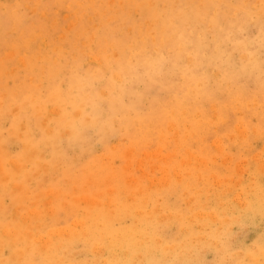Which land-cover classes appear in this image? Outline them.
<instances>
[{"label":"rangeland","instance_id":"obj_1","mask_svg":"<svg viewBox=\"0 0 264 264\" xmlns=\"http://www.w3.org/2000/svg\"><path fill=\"white\" fill-rule=\"evenodd\" d=\"M28 1L29 0H0V4L2 5L0 6V27H1L0 28L1 29L0 30V85L2 87L0 89V96H1L0 97V111H1L0 112V119H1L0 120V229L3 230L2 232L0 230V237H1L0 246L3 245L0 248V252H1L0 264H10V263L11 264H19V263L20 264H24V263L25 264H31V263L32 264H38V263L39 264H88L89 262H90L89 264H99L100 261L102 264L104 263L148 264L149 262L151 264H156V263L175 264L176 262H177L176 264H184V262L186 264H237V263L241 264L242 262H243L242 264H246V263L258 264V262L259 264H264V247H263L264 246V212H262L264 211L263 210L264 209V203H263L264 202V193H263L264 191V187H263L264 186L263 184L264 183V151H263L264 150V139H263L264 138L263 137L264 136L263 133L264 132V0H176V1L175 0H120V4L123 3L122 5H119V0H113V1L112 0L111 1L110 0H30L29 2ZM149 4H151L152 6H150ZM35 6H36V10L34 9ZM136 7H139V9H137ZM112 8L113 11L111 10ZM33 9L36 12L32 13V11H30ZM15 11H18L19 13ZM115 12L117 13L115 14ZM14 13L15 14L17 13V15H15ZM129 13H131V16ZM64 14H66L67 16L65 17ZM81 16L82 19H80ZM70 21H72L76 25L74 24L71 25ZM146 22L148 23V25ZM151 22L153 25L151 24ZM39 25L41 26V29ZM14 26L15 29L17 28L16 30H14ZM69 27L70 28L73 27V28H71L69 31L68 29ZM134 28L135 30H133ZM140 29L143 32H141ZM130 31L131 32L134 31V32L131 33ZM41 33L42 35H40ZM147 33L150 34L153 33L151 34L153 38L150 36V34ZM60 34L64 36H61ZM113 34H115L116 36ZM129 34L130 36H128ZM92 36L94 39L92 38ZM59 37L62 39L58 40ZM146 38H148V40ZM138 39L140 42L137 41ZM141 39L145 41H142ZM42 40H44L45 42L43 41L42 43ZM31 42H32V46H30ZM129 44L131 45L128 46ZM142 46L144 47L142 48ZM124 48L125 50H123ZM140 49L142 50L139 51ZM143 50L144 51L147 50L146 52L148 53L144 52ZM8 51L9 52L11 51L12 53L13 52L15 53L17 51L16 54L14 53L12 54L10 52L11 57L12 58L15 57L13 60L11 59L10 56H7L6 53H8ZM82 52L85 53L83 54ZM113 52L115 53V56ZM241 54H243V56ZM5 55L8 57L7 59H5L6 58ZM39 55L40 58H38ZM31 56L33 60L31 59ZM243 57H245L246 60ZM1 58L3 59V61ZM22 58L24 59L22 60ZM129 59L130 60L132 59L131 65H129L131 63ZM188 61H190V63ZM21 62L24 63L25 65L22 64ZM99 62L100 64H98ZM73 66L75 69L73 68L72 71ZM13 67L15 68V70L13 69ZM17 68L19 69L18 71ZM77 69L80 72H78ZM67 71H69L70 74ZM96 72H99V74L97 75ZM113 74L115 76H113ZM119 77L121 78V80L119 79ZM30 82L32 83L31 85ZM24 83L26 85H24ZM17 85L20 87V89H18L19 87H17ZM74 86H76V88ZM84 87H86V89ZM73 88L76 90H74ZM3 91L5 94L7 93L8 94L7 95L3 94ZM104 92H106V94H104ZM53 96H55V98ZM104 96L106 100L104 99ZM107 96L110 101L107 100ZM113 100H115V102ZM248 102L250 103V105H248L249 104ZM82 105L84 107H82ZM15 107L16 110H13L15 109ZM57 110H59L58 112L60 113V115L58 114ZM13 111L15 113H13ZM171 112H173V115H171L172 114ZM75 113L76 115L78 114V116H74ZM30 116H32V118ZM47 116H49V119L51 120H49ZM30 123H32L33 125ZM149 123L151 125H149ZM20 124L22 126H20ZM170 124L173 125L171 127H168L170 126ZM47 125H49L50 127L49 126L47 127ZM104 125L106 127V130ZM174 126L176 127L175 131H174L175 128ZM241 126L243 128H241ZM21 127L24 129H22ZM50 128L51 130L49 131ZM120 128H122V130ZM169 128L170 130H168ZM171 129L173 131H171ZM245 131L248 133H245ZM82 132L84 134H81ZM237 132L238 134H236ZM191 134L193 136H191ZM185 135H187L186 138ZM244 135L247 136L245 137ZM215 137H218V139L214 140ZM124 139L126 142L124 141ZM212 139H213L212 141L213 143L211 142ZM160 140L165 141L166 143ZM175 142H177L178 144ZM119 143H121V145ZM147 143H149V145ZM195 144L197 146H195ZM228 144L231 145L228 146ZM176 145L179 146L177 147ZM27 147L30 148L28 149ZM128 147L131 149L133 148V150H135L137 154L135 153L136 154L135 155L134 151L130 150ZM179 147H181V150H179L180 149ZM126 148L128 149V151H126L127 150ZM156 148H160V149H156ZM236 148L238 149L236 150ZM34 149L36 151V154L33 153ZM116 149L119 151L117 152ZM143 150L145 152L147 150L148 155H146L147 153H144ZM122 151H125L124 152V156L126 155L125 157L122 156L123 154ZM150 152H151V156L153 155L154 157L153 156L150 157ZM165 152H167V154ZM8 153L10 157L8 156ZM118 153L119 155H121V157L118 155ZM159 154L164 158L162 159ZM102 155L104 156L102 157ZM114 155L115 157H113ZM143 155H144V160H143ZM167 156H168V160H167ZM100 157H102V159ZM237 157L241 159H236ZM133 158L134 160L132 161ZM151 158L152 159L154 158V160H152ZM188 158L190 159L188 160ZM197 158L198 159L201 158V160H198ZM157 159L159 160L158 162ZM183 159H184L183 162L184 164L188 162L187 164H185L187 167H185V165L182 163ZM185 159L188 161H186ZM212 160H214V162ZM260 160H262V162H260ZM150 161L151 163H148ZM190 161H194V162L189 163ZM14 162H16L18 165L16 163L14 165ZM126 162L127 163L129 162L128 163L129 165H127ZM131 162L132 164H130ZM143 163L145 164L143 165ZM235 163L236 164L241 163V164L239 165L237 164L236 167ZM188 165L190 167H188ZM241 165L242 166L246 165V166L244 168ZM123 166H126V168ZM134 166L138 168L140 167L141 169L140 168L138 169ZM197 166H199L200 169ZM239 166L242 168H240ZM107 167L109 168L107 169ZM162 167H166L168 171L166 170V168L164 169ZM44 168L46 169L45 171ZM216 168L218 169V171H216L217 170ZM131 169H133L134 171L132 172ZM184 169L186 170V173H184L185 172ZM203 169L205 172L203 171ZM113 170L115 175L113 173ZM153 170L156 172H154ZM254 170L257 172L254 173ZM178 171H180L181 173H179ZM261 171L263 172V175H261L262 174ZM166 172L170 174H167ZM94 173L96 175H99L98 176L99 178L95 176ZM26 174H28V176ZM81 174L83 175L80 176ZM108 174L110 175V178L108 177L109 176ZM7 175L9 178L5 177ZM130 175H132L133 177ZM153 175L156 177L158 176V178H155ZM1 176H3L4 178H2ZM34 176L36 179L33 178ZM89 176H91L92 178L90 177L89 181L90 180L91 181L87 182L88 181L87 177ZM127 176L130 177L128 178ZM206 176H208L207 177L208 179H206ZM152 177L154 180L152 179ZM16 178L19 180H17ZM115 178L117 180H115ZM257 178L259 180H257ZM47 179L49 180L47 181ZM66 179L68 181L69 180L72 181L73 183L70 181L67 183V181H64ZM78 179L80 180L78 181L79 184L77 183ZM124 179L125 180L129 179V180L124 182ZM138 179L140 180V182ZM93 180L98 182L95 183V181ZM133 181H135V183L137 182L136 184H138L139 186L138 185L136 186V184H134ZM155 181H157V183ZM10 182L13 185H11ZM168 182H170L169 185H167ZM206 182H208V186ZM98 183H100V185ZM93 185H95V187ZM131 185L133 186V188L131 187ZM12 186L13 187L15 186V188H11ZM88 186L91 187L89 188ZM163 186L165 187L166 191L164 190ZM181 186H183L184 188ZM199 186L201 187V189ZM110 187L112 188L110 189ZM128 187H130L131 189ZM152 187L154 188L152 189ZM156 187L159 190L155 189ZM123 188H125L126 190ZM188 188L190 189L189 191ZM47 190L50 191L47 192ZM105 190L106 192H104ZM194 190H195V194H193ZM87 191L90 192L84 193ZM56 192L59 194V196L62 197H59L58 194H56ZM100 192L103 193L101 194ZM41 193H43L42 197L44 195L43 198L39 196V194L41 195ZM61 193L65 195H61ZM95 193L96 194L99 193V194L97 196H93L96 195ZM109 193H111V199H109L110 198ZM118 193H120V195ZM146 193L148 194L147 196L148 199H145L144 197L146 196ZM52 194L53 195L56 194L55 196L57 197H54ZM68 194H70L71 196ZM138 194L141 197H139ZM201 194L203 195L202 197ZM246 194L247 195L249 194L250 196L249 195L247 196ZM114 195L117 196L114 197ZM243 195L245 196L243 197ZM63 196H66V198H64ZM112 196L114 199L112 198ZM118 196L120 199H118ZM152 196L154 197L152 198ZM191 196L192 199L190 198ZM220 196H222V198H224L223 201L226 202L223 203L222 198ZM257 196L259 197V200L258 198H256ZM57 198H59V200ZM80 198L81 200L83 198L85 199L84 203L86 206H83L84 199L81 201ZM143 198L146 200V203L142 202L144 200ZM150 198L153 201L149 200ZM26 199H28L27 200L28 202L26 201ZM72 199L73 201H75L73 202V204H72ZM77 199H79L80 202L77 201ZM218 199L219 201H217ZM37 200H38L37 202L38 204L35 203ZM50 200L52 202L48 204V201L50 202ZM125 200H127L130 203L126 202ZM138 200H140L142 203ZM239 200L240 202H238ZM91 201L92 204L90 203ZM97 201L98 203L101 204L100 206L101 208H99L98 203H97L98 207H96ZM111 201H113V204L115 205L111 204L112 203ZM103 202L104 204H102ZM44 203L46 206L47 204L49 205L47 206V209H45L46 206H44ZM108 203H110V205H108ZM123 203L124 205H122ZM41 204L43 205V207ZM94 204H96V206ZM118 204L120 206H117ZM126 204L129 206H126ZM189 204L192 206H190ZM157 205L158 207L160 206V208H158ZM187 205L189 206V208H187L188 207ZM69 206L71 209L69 208ZM254 206H256V208H253ZM19 207H20L19 211L17 210L16 212L15 209H18ZM95 207L97 209H94ZM38 208L41 210H39ZM89 208L90 209L93 208V209L89 210ZM103 208L105 211H102ZM157 208L160 210H158ZM193 208L194 210H192ZM225 208L227 211L225 210ZM245 208H247L246 211ZM252 208H253V212L251 210ZM28 209L29 211L30 210L31 211L29 212ZM75 209L76 210L79 209V210H77L76 212ZM203 209L206 210L207 212L204 211ZM241 209L243 210V212ZM66 210L67 211L69 210L70 215L68 212L67 213L65 212ZM141 210L142 211L146 210V211L143 212L142 214V212H140ZM149 210H151L154 213L152 212L150 213ZM98 211L100 212L98 213ZM127 211H129L130 213ZM173 211L175 212L173 213ZM195 211L197 215L195 214ZM198 211L200 212L198 213ZM34 212L36 215H34ZM51 212L52 214L50 216ZM112 212H115V214H113ZM167 212L169 213L170 216L166 214ZM241 212L243 214V215L241 214L242 216L240 215ZM249 212H252L253 214ZM257 212L259 213V215ZM17 213L19 214V216ZM25 213L27 215L32 216L34 220L33 219L30 220L31 218L30 216L26 217ZM37 213L39 214V216L37 215ZM71 213L75 217H73ZM124 213L126 214L128 213L129 215L128 214L127 215L129 217H127L126 215L123 216ZM201 213H203V215L205 213V215L204 216L202 215L203 217L200 218ZM218 213L220 214V216ZM20 214H24L25 216L24 215L21 216ZM32 214L37 218H35ZM42 214L44 215L42 216ZM90 214H92L91 217ZM132 214H134L135 216ZM193 214L195 216H193ZM233 214L235 215L233 216ZM93 215H95L96 217ZM211 215L213 216L211 217ZM47 216L48 218L50 217H54V218H50L48 220ZM85 216H88L89 219ZM99 216H101V218ZM149 216L152 217L148 218ZM187 216L193 218L195 221L191 218L189 219ZM225 216L226 218L228 216L229 221L225 218ZM92 217L95 218L93 221H92ZM237 217H238V221H237ZM119 218H120V222H119ZM155 218L158 219V223H156L157 219ZM82 219H84V222H82L83 221ZM207 219L209 220L212 219V220L209 221ZM242 219H244V221ZM76 220H78L80 224ZM26 221H27V226H26ZM182 221H184V223ZM129 222L131 223L130 225L128 224ZM134 222L136 223L133 224ZM178 222H180L182 225L184 224L183 226H181L184 228V231L183 229H180L181 224ZM189 222H191V224ZM18 223L20 224V227ZM42 223H44L43 226ZM85 223L87 226H84ZM212 223H215L217 226ZM218 223L221 227L218 225ZM16 224H18V226H16ZM52 224L54 225V227H51L53 226ZM158 224L162 226H159ZM196 224H198L197 227ZM34 225L35 227H33ZM47 225L48 226L51 225V226L48 227ZM67 225H69V227ZM94 225L95 226L100 225V227L99 226L95 227ZM152 225L156 227L153 228ZM165 225H167L168 227ZM199 225L201 227H199ZM130 226H132L133 228ZM205 226L209 228L210 231L207 228H205ZM8 227L10 228L8 229ZM21 227L23 229L24 227L25 229L26 228L28 229L30 228V229L26 230L25 232V230L23 231ZM41 227L44 228L42 229ZM94 227L96 228V230ZM126 227H128L129 229H127ZM171 227L172 228L174 227V229H172ZM228 227L229 229L231 227V229L229 230ZM73 228L75 229L77 228V231ZM87 228L89 229V231H86ZM198 228L199 229L202 228V229L199 230ZM60 229L61 231L59 232ZM121 229L123 232L121 231ZM156 229H159L158 232ZM11 230L12 232H10ZM129 230H132V232ZM146 230L147 232H145ZM179 230L180 232H178ZM52 231L55 232L52 233ZM83 231H85L84 234ZM126 231L127 233H125ZM134 231H136V234L134 233ZM159 231L162 232V234H160ZM170 231H172V233ZM13 232L14 233L16 232L19 240L17 238V235L13 234ZM94 232L97 233L95 234ZM128 232L131 233L129 234ZM4 233L5 236L7 233L8 237H4ZM111 233H113V235L115 233L114 238L116 241L113 239L112 237L113 235ZM43 234L46 236H44ZM139 234L143 235L144 237L139 236ZM198 234L199 235L202 234L203 236L205 235L204 236L205 239L203 238L202 235H201L202 237L199 236V238L195 239L196 236L198 237ZM40 235L42 236L39 237ZM49 235H51V237ZM96 235L98 237H96ZM215 235L217 236L214 237ZM30 236L35 240V242H32L34 240L30 238ZM153 236L154 237L156 236L158 238L156 237L154 238ZM25 237L27 238V242L25 240L26 239ZM166 237L168 238L166 239ZM6 238H10V239H6ZM47 238L49 239V243ZM56 238L60 242L57 241ZM147 238L149 241L146 240ZM186 238L189 240H187ZM64 239L66 240L65 242ZM72 239L73 240L77 239V240L73 241ZM79 240H81V242ZM107 240H111V241H107ZM191 240L193 241L192 243ZM214 240H216L215 243L217 244L213 243ZM113 241L114 243L117 244H114ZM201 241H203L204 244L203 242L201 243ZM197 242L200 243L197 244ZM33 243L36 245H34ZM37 243L38 244L40 243L41 246H43L44 244L43 247L45 246L48 247L47 248L42 247L41 249L40 245H37ZM118 243L122 246H120ZM136 243L139 244L136 245ZM57 245L60 247V249L58 248ZM207 245H208V249H207ZM52 246H54V248ZM125 246L127 248H125ZM149 246L150 247L152 246L154 250L152 247L150 249ZM135 247L136 249H134ZM201 248L202 250L199 251V249ZM211 248H213L215 251ZM252 248L255 249L252 250ZM55 249L58 251L56 252ZM102 249L104 251H102ZM20 251H22L23 254ZM101 251L103 253H101ZM19 252L21 256L17 255ZM25 252H27V255ZM54 252L56 254H54ZM116 252H118L119 254ZM200 252H202L201 253L202 255L200 254ZM204 252L206 253V255ZM12 253L15 254L14 257ZM51 253L54 254L55 257H52ZM34 254H36V256ZM150 255H154V256H150ZM161 255L165 260L162 259ZM16 256H18V258ZM105 256L106 257L108 256L107 259ZM175 256H177L178 259ZM181 257L182 260H180ZM259 257L261 258L259 259ZM55 258H57L58 261L57 260L55 261ZM100 258L104 260L102 261ZM59 259L61 263H59L60 262ZM95 259L96 260L98 259V262ZM247 259L249 260V262ZM256 259L258 260L256 261ZM158 261L160 263H158Z\"/></svg>","mask_w":264,"mask_h":264},{"label":"bare ground","instance_id":"obj_2","mask_svg":"<svg viewBox=\"0 0 264 264\" xmlns=\"http://www.w3.org/2000/svg\"><path fill=\"white\" fill-rule=\"evenodd\" d=\"M29 1H30V0H29ZM29 1H28V2H29ZM110 1H111V0H110ZM112 1H113V0H112ZM175 1H176V0H175ZM175 1H174V2H175ZM2 2H3V1H2ZM33 2H34V1H33ZM36 2H38V1H36ZM115 2H116V1H115ZM143 2H144V1H143ZM143 2H142V3H143ZM177 2H179V1H177ZM177 2H176V3H177ZM256 2H257V1H256ZM262 2H263V1H262ZM112 3H113V2H112ZM112 3H111V4H112ZM137 3H138V2H137ZM142 3H141V4H142ZM164 3H165V2H164ZM258 3H259V2H258ZM258 3H257V4H258ZM79 4H81V3H79ZM122 4H123V3L120 4V0H119V5H122ZM139 4H140V3H139ZM177 4H178V3H177ZM201 4H202V3H201ZM71 5H72V4H71ZM108 5H110V4H108ZM124 5H125V3H124ZM149 5L152 6L151 4H149ZM260 5H261V4H260ZM0 6H2V5L0 4ZM12 6H13V5H12ZM142 6H143V5H142ZM150 6H149V7H150ZM162 6H163V5H162ZM180 6H181V5H180ZM201 6H202V5H201ZM252 6H253V5H252ZM261 6H262V5H261ZM164 7H165V6H164ZM172 7H173V6H172ZM172 7H171V8H172ZM175 7H176V6H175ZM256 7H257V6H256ZM2 8H3V7H2ZM37 8H38V7H37ZM114 8H115V6H114ZM136 8L139 9V7H136ZM141 8H142V7H141ZM209 8H210V7H209ZM259 8H260V6H259ZM30 9H31V8H30ZM34 9L36 10V6H35ZM34 9H33V10H30V11H32V13H33V12H36V11H34ZM121 9H122V8H121ZM125 9H126V8H125ZM145 9H146V8H145ZM148 9H149V8H148ZM256 9H257V8H256ZM256 9H255V10H256ZM111 10L113 11V8H112ZM115 10H117V9H115ZM115 10H114V11H115ZM143 10H144V9H143ZM185 10H186V9H185ZM57 11H58V10H57ZM57 11H56V12H57ZM128 11H129V10H128ZM132 11H133V10H132ZM258 11H259V9H258ZM15 12H18V11H15ZM104 12H105V11H104ZM117 12H118V11H117ZM117 12H115V14H116ZM123 12H124V11H123ZM125 12H126V10H125ZM165 12H166V11H165ZM256 12H257V11H256ZM18 13H19V12H18ZM32 13H30V14H32ZM132 13H133V12H132ZM186 13H187V12H186ZM12 14H13V11H12ZM14 14H15V13H14ZM30 14H28V15H30ZM38 14H39V13H38ZM44 14H45V13H44ZM98 14H99V13H98ZM106 14H107V12H106ZM129 14H130V16H131V13H129ZM170 14H171V13H170ZM172 14H173V13H172ZM176 14H177V13H176ZM260 14H262V13H260ZM15 15H17V13H16ZM15 15H14V16H15ZM64 15H65V17L67 16L66 14H64ZM68 15H69V14H68ZM95 15H96V14H95ZM95 15H94V16H95ZM19 16H20V15H19ZM21 16H22V15H21ZM39 16H40V15H39ZM101 16H102V15H101ZM115 16H116V15H115ZM115 16H114V17H115ZM141 16H142V15H141ZM233 16H235V15H233ZM68 17H69V16H68ZM68 17H67V18H68ZM111 17H112V16H111ZM117 17H118V16H117ZM139 17H140V16H139ZM15 18H16V17H15ZM42 18H43V16H42ZM63 18H64V17H63ZM76 18H77V17H76ZM120 18H121V17H120ZM233 18H234V17H233ZM233 18H231V19H233ZM26 19H27V18H26ZM80 19H82V16H81ZM140 19H141V18H140ZM231 19H230V20H231ZM19 20H20V18H19ZM28 20H29V19H28ZM115 20H116V19H115ZM119 20H120V19H119ZM119 20H118V21H119ZM157 20H158V19H157ZM203 20H204V19H203ZM259 20H260V19H259ZM21 21H22V19H21ZM56 21H57V20H56ZM111 21H112V20H111ZM153 21H154V20H153ZM177 21H178V20H177ZM70 22H71V25L74 24L72 21H70ZM109 22H110V21H109ZM129 22H130V21H129ZM57 23H58V22H57ZM146 23H147V22H146ZM167 23H168V22H167ZM175 23H176V22H175ZM254 23H255V22H254ZM105 24H106V23H105ZM125 24H126V23H125ZM151 24H152V22H151ZM154 24H155V23H154ZM217 24H218V23H217ZM243 24H244V23H243ZM257 24H258V23H257ZM31 25H32V24H31ZM40 25H41V24H40ZM40 25H39V26H40ZM74 25H76V24H74ZM95 25H96V24H95ZM102 25H103V24H102ZM106 25H107V24H106ZM126 25H127V24H126ZM147 25H148V23H147ZM149 25H150V24H149ZM152 25H153V24H152ZM158 25H159V23H158ZM99 26H100V25H99ZM124 26H125V25H124ZM127 26H128V25H127ZM154 26H155V25H154ZM36 27H37V26H36ZM36 27H35V28H36ZM53 27H54V26H53ZM73 27H74V26H73ZM73 27H71V28H73ZM93 27H94V26H93ZM102 27H103V26H102ZM109 27H110V26H109ZM122 27H123V26H122ZM133 27H135V26H133ZM149 27H150V26H149ZM149 27H148V28H149ZM200 27H201V26H200ZM242 27H243V26H242ZM0 28H1V27H0ZM71 28H70V27L68 28L69 31H70ZM114 28H115V27H114ZM119 28H120V27H119ZM119 28H118V29H119ZM123 28H124V27H123ZM151 28H152V27H151ZM16 29H17V28H16ZM16 29H15V26H14V30H16ZM36 29H37V28H36ZM40 29H41V26H40ZM40 29H39V30H40ZM64 29H65V28H64ZM124 29H125V28H124ZM162 29H163V28H162ZM176 29H177V28H176ZM0 30H1V29H0ZM14 30H13V31H14ZM87 30H88V29H87ZM129 30H130V29H129ZM129 30H128V31H129ZM131 30H132V29H131ZM133 30H135V28H134ZM151 30H153V29H151ZM34 31H35V30H34ZM116 31H117V30H116ZM140 31H141V29H140ZM162 31H164V30H162ZM252 31H253V30H252ZM119 32H120V31H119ZM130 32H131V31H130ZM132 32H134V31H132ZM132 32H131V33H132ZM141 32H143V31H141ZM158 32H159V30H158ZM8 33H9V32H8ZM11 33H12V31H11ZM39 33H40V32H39ZM106 33H107V31H106ZM165 33H166V31H165ZM176 33H177V32H176ZM115 34H116V33H115ZM115 34H113V35H115ZM123 34H124V33H123ZM147 34H150V33H147ZM151 34H153V33H151ZM151 34H150V36H151ZM160 34H161V33H160ZM248 34H249V33H248ZM5 35H6V34H5ZM5 35H4V36H5ZM7 35H8V34H7ZM40 35H42V33H41ZM60 35H61V34H60ZM124 35H125V34H124ZM145 35H146V34H145ZM199 35H200V34H199ZM199 35H198V36H199ZM61 36H64V35H61ZM115 36H116V35H115ZM115 36H114V37H115ZM128 36H130V34H129ZM153 36H155V35H153ZM159 36H160V35H159ZM2 37H3V36H2ZM40 37H41V36H40ZM57 37H58V36H57ZM108 37H109V36H108ZM151 37H152V36H151ZM199 37H200V36H199ZM5 38H6V37H5ZM92 38H93V36H92ZM137 38H138V37H137ZM142 38H143V37H142ZM152 38H153V37H152ZM163 38H164V37H163ZM212 38H213V37H212ZM36 39H37V37H36ZM43 39H45V38H43ZM59 39H62V38L59 37L58 40H59ZM90 39H91V38H90ZM93 39H94V38H93ZM126 39H127V38H126ZM146 39L148 40V38H146ZM30 40H31V39H30ZM46 40H47V39H46ZM99 40H101V39H99ZM141 40H142V39H141ZM161 40H162V39H161ZM43 41H44V40H42V43H43ZM137 41H139V39H138ZM142 41H145V40H142ZM152 41H153V40H152ZM44 42H45V41H44ZM85 42H86V41H85ZM93 42H94V41H93ZM93 42H91V43H93ZM139 42H140V41H139ZM154 42H155V41H154ZM161 42H162V41H161ZM143 43H145V42H143ZM83 44H84V42H83ZM137 44H138V42H137ZM191 44H192V43H191ZM227 44H229V43H227ZM23 45H24V44H23ZM130 45H131V44H129L128 46H130ZM12 46H14V45H12ZM24 46H25V45H24ZM30 46H32V42H31V45H30ZM110 46H111V45H110ZM132 46H133V44H132ZM28 47H29V46H28ZM44 47H46V46H44ZM95 47H96V46H95ZM143 47H144V46H142V48H143ZM180 47H181V46H180ZM209 47H210V46H209ZM75 48H76V47H75ZM78 48H79V47H78ZM93 48H94V47H93ZM110 48H111V47H110ZM145 48H146V47H145ZM215 48H216V47H215ZM40 49H41V48H40ZM40 49H39V50H40ZM54 49H55V48H54ZM156 49H157V48H156ZM19 50H21V49H19ZM19 50H18V51H19ZM123 50H125V48H124ZM123 50H122V51H123ZM141 50H142V49H140L139 51H141ZM154 50H155V49H154ZM105 51H106V50H105ZM143 51H144V50H143ZM146 51H147V50H146ZM146 51H144V52H146ZM10 52H11V51H10ZM10 52L8 51V53H6V52H5V53L7 54V56H10V57H11V53H12V52H11V53H10ZM16 52H17V51H16ZM16 52H15V53L13 52V53L16 54ZM114 52H116V51H114ZM114 52H113V53H114ZM9 53H10V54H9ZM13 53H12V54H13ZM25 53H26V51H25ZM82 53H83V52H82ZM84 53H85V52H84ZM84 53H83V54H84ZM88 53H89V52H88ZM137 53H138V52H137ZM140 53H141V52H140ZM140 53H139V54H140ZM146 53H148V52H146ZM17 54H19V53H17ZM71 54H72V53H71ZM87 55H88V54H87ZM131 55H132V53H131ZM188 55H189V54H188ZM241 55L243 56V54H241ZM241 55H240V57H241ZM7 56L5 55V57H6L5 59L8 58ZM15 56H16V55H15ZM25 56H26V54H25ZM25 56H24V57H25ZM84 56H86V55H84ZM89 56H90V55H89ZM111 56H112V53H111ZM114 56H115V53H114ZM116 56H117V55H116ZM136 56H137V55H136ZM139 56H140V55H139ZM142 56H143V55H142ZM90 57H91V56H90ZM117 57H118V56H117ZM129 57H131V56H129ZM134 57H135V55H134ZM188 57H189V56H188ZM190 57H192V56H190ZM14 58H15V57H14ZM14 58L11 57L12 60H13ZM38 58H40V55H39ZM93 58H94V57H93ZM114 58H115V57H114ZM243 58H245V57H243ZM1 59H2V58H1ZM23 59H24V58H22V60H23ZM31 59L33 60L32 56H31ZM84 59H85V58H84ZM97 59H98V58H97ZM97 59H96V60H97ZM107 59H108V57H107ZM115 59H116V58H115ZM137 59H138V58H137ZM18 60H19V59H18ZM56 60H57V59H56ZM56 60H55V61H56ZM105 60H106V59H105ZM131 60H132V59H131ZM131 60L129 59L130 62H131ZM134 60H135V59H134ZM187 60H188V59H187ZM245 60H246V58H245ZM2 61H3V59H2ZM20 61H21V60H20ZM88 61H90V60H88ZM93 61H95V60H93ZM116 61H119V60H116ZM190 61H191V60H190ZM190 61H188V62L190 63ZM22 62H23V61H22ZM22 62H21V63H22ZM24 62H25V60H24ZM82 62H83V61H82ZM114 62H115V61H114ZM192 62H193V61H192ZM30 63H31V61H30ZM143 63H144V62H143ZM189 63H188V65H189ZM236 63H237V62H236ZM22 64H24V63H22ZM54 64H55V63H54ZM68 64H69V63H68ZM98 64H100V62H99ZM131 64H132V62H131L129 65H131ZM7 65H9V64H7ZM24 65H25V64H24ZM55 65H56V64H55ZM112 65H113V64H112ZM134 65H135V64H134ZM191 65H192V64H191ZM22 66H23V65H22ZM66 66H67V65H66ZM66 66H65V67H66ZM81 66H82V63H81ZM19 67H20V66H19ZM26 67H27V65H26ZM133 67H135V66H133ZM165 67H166V66H165ZM20 68H21V67H20ZM30 68H31V67H30ZM73 68H74V66L72 67V71H73ZM81 68H82V67H81ZM137 68H138V67H137ZM13 69L15 70L14 67H13ZM24 69H25V68H24ZM74 69H75V68H74ZM18 70H19V69L17 68V71H18ZM51 70H52V69H51ZM77 70H78V69H77ZM125 70H126V69H125ZM137 70H138V69H137ZM175 70H177V69H175ZM5 71H6V70H5ZM5 71H4V72H5ZM27 71H28V70H27ZM69 71H70V70H69ZM69 71H67V72H69ZM86 71H88V70H86ZM86 71H85V72H86ZM122 71H123V70H122ZM216 71H217V70H216ZM11 72H12V71H11ZM78 72H80V71L78 70ZM190 72H191V71H190ZM212 72H213V71H212ZM7 73H8V72H7ZM14 73H15V72H14ZM14 73H11V74H14ZM18 73H19V72H18ZM96 73H97V75L99 74V72H96ZM42 74H43V73H42ZM56 74H57V73H56ZM66 74H67V73H66ZM69 74H70V72H69ZM93 74H94V73H93ZM216 74H217V73H216ZM216 74H215V75H216ZM7 75H8V74H7ZM7 75H6V77H7ZM95 75H96V74H95ZM95 75H93V76H95ZM119 75H121V74H119ZM2 76H3V74H2ZM24 76H25V75H24ZM51 76H52V75H51ZM85 76H86V75H85ZM113 76H115V75L113 74ZM17 77H18V76H17ZM30 77H31V76H30ZM90 77H91V76H90ZM120 77H121V76H120ZM120 77H119V79L121 80ZM126 77H127V76H126ZM154 77H155V76H154ZM214 77H215V76H214ZM31 78H32V77H31ZM31 78H30V80H31ZM103 78H104V77H103ZM173 78H175V77H173ZM16 79H18V78H16ZM32 79H33V78H32ZM50 79H51V78H50ZM65 79H66V78H65ZM5 80H6V79H5ZM100 80H101V78H100ZM104 80H105V79H104ZM113 80H114V79H113ZM116 80H117V79H116ZM120 80H119V82H120ZM10 81H11V80H10ZM16 81H17V80H16ZM218 81H219V80H218ZM1 82H2V81H1ZM7 82H8V80H7ZM219 82H220V81H219ZM101 83H102V82H101ZM104 83H105V82H104ZM228 83H229V82H228ZM9 84H10V83H9ZM20 84H21V83H20ZM31 84H32V83L30 82V85H31ZM24 85H26V84L24 83ZM33 85H35V84H33ZM41 85H42V84H41ZM137 85H138V84H137ZM199 86H201V85H199ZM227 86H228V84H227ZM17 87H19V86L17 85ZM30 87H32V86H30ZM36 87H38V86H36ZM39 87H40V85H39ZM74 87L76 88V86H74ZM79 87H80V86H79ZM139 87H140V86H139ZM1 88H2V87H1V85H0V89H1ZM24 88H25V87H24ZM24 88H23V89H24ZM84 88L86 89V87H84ZM140 88H141V87H140ZM18 89H20V87H19ZM73 89H74V88H73ZM97 89H98V88H97ZM228 89H229V87H228ZM74 90H76V89H74ZM21 91H22V90H21ZM72 91H73V90H72ZM101 91H102V90H101ZM228 91H229V90H228ZM230 92H231V91H230ZM17 93H18V92H17ZM3 94H5L4 91H3ZM7 94H8V93H7ZM7 94H5V95H7ZM102 94H103V93H102ZM104 94H106V92H104ZM104 94H103V95H104ZM17 95H18V94H17ZM90 95H91V94H90ZM203 96H204V93H203ZM0 97H1V96H0ZM53 97L55 98V96H53ZM91 97H92V96H91ZM121 97H122V96H121ZM217 97H218V96H217ZM88 98H89V97H88ZM159 98H160V97H159ZM2 99H3V98H2ZM2 99H1V100H2ZM5 99H6V98H5ZM32 99H33V98H32ZM104 99H105V96H104ZM254 99H255V98H254ZM97 100H98V99H97ZM105 100H106V99H105ZM107 100H109V99H108V96H107ZM33 101H34V100H33ZM33 101H32V102H33ZM109 101H110V100H109ZM113 101L115 102V100H113ZM254 101H256V100H254ZM26 102H27V101H26ZM90 102H91V101H90ZM125 102H126V101H125ZM248 103H249V102H248ZM255 103H256V102H255ZM261 103H262V102H261ZM2 104H3V103H2ZM24 104H25V103H24ZM48 104H49V103H48ZM88 104H89V103H88ZM113 104H114V103H113ZM213 104H214V103H213ZM22 105H23V104H22ZM26 105H27V103H26ZM86 105H87V104H86ZM89 105H90V104H89ZM211 105H212V104H211ZM248 105H250V103H249ZM248 105H247V106H248ZM253 105H254V104H253ZM261 105H262V104H261ZM2 107H3V106H2ZM22 107H23V106H22ZM55 107H56V106H55ZM82 107H84V106L82 105ZM211 107H212V106H211ZM216 107H217V106H216ZM24 108H25V107H24ZM37 108H38V107H37ZM213 108H214V106H213ZM57 109H58V108H57ZM96 109H97V108H96ZM13 110H16V107H15V109H13ZM211 110H212V109H211ZM233 110H234V109H233ZM256 110H257V109H256ZM259 110H260V109H259ZM23 111H24V110H23ZM23 111H22V112H23ZM54 111H55V110H54ZM58 111H59V110H57V112H58ZM107 111H108V110H107ZM171 111H172V110H171ZM173 111H174V110H173ZM185 111H186V110H185ZM214 111H216V110H214ZM234 111H235V110H234ZM0 112H1V111H0ZM11 112H12V110H11ZM79 112H80V111H79ZM183 112H184V111H183ZM260 112H261V111H260ZM13 113H15V112L13 111ZM20 113H21V111H20ZM49 113H50V112H49ZM52 113H53V112H52ZM171 113H172L171 115H173V112H171ZM185 113H186V112H185ZM185 113H183V114H185ZM6 114H7V113H6ZM45 114H46V113H45ZM56 114H57V113H56ZM58 114L60 115L59 112H58ZM239 114H240V113H239ZM239 114H238V115H239ZM15 115H16V114H15ZM101 115H102V114H101ZM174 115H175V114H174ZM6 116H7V115H6ZM50 116H51V115H50ZM56 116H58V115H56ZM74 116H78V114L76 115V113H75ZM193 116H194V115H193ZM197 116H200V115H197ZM213 116H214V115H213ZM215 116H216V115H215ZM261 116H262V115H261ZM9 117H10V116H9ZM30 117L32 118V116H30ZM47 117H48V119H49V116H47ZM87 117H88V116H87ZM87 117H86V118H87ZM105 117H106V116H105ZM3 118H4V117H3ZM52 118H53V117H52ZM214 118H215V117H214ZM8 119H9V118H8ZM218 119H219V118H218ZM0 120H1V119H0ZM4 120H5V119H4ZM44 120H45V119H44ZM49 120H51V119H49ZM212 120H213V118H212ZM224 120H225V119H224ZM2 121H3V120H2ZM8 121H9V120H8ZM8 121H7V122H8ZM24 121H25V120H24ZM24 121H23V122H24ZM86 121H87V119H86ZM115 121H116V120H115ZM75 122H76V121H75ZM209 122H210V121H209ZM209 122H208V123H209ZM216 122H217V121H216ZM114 123H115V122H114ZM114 123H113V124H114ZM169 123H170V122H169ZM220 123H221V122H220ZM241 123H242V122H241ZM30 124H32V123H30ZM184 124H185V123H184ZM214 124H215V123H214ZM1 125H2V124H1ZM32 125H33V124H32ZM37 125H38V124H37ZM149 125H151V124L149 123ZM168 125H169V124H168ZM172 125H173V124H170V126H168V127H171ZM20 126H22V125L20 124ZM45 126H46V125H45ZM48 126H49V125H47V127H48ZM51 126H52V125H51ZM114 126H115V125H114ZM216 126H218V125H216ZM234 126H235V125H234ZM4 127H5V126H4ZM38 127H39V126H38ZM49 127H50V126H49ZM104 127H105V125H104ZM174 127H175V126H174ZM188 127H189V126H188ZM239 127H240V126H239ZM2 128H3V127H2ZM21 128H22V127H21ZM95 128H96V126H95ZM237 128H238V127H237ZM237 128H236V129H237ZM241 128H243V127L241 126ZM253 128H254V127H253ZM22 129H24V128H22ZM22 129H20V130H22ZM120 129L122 130V128H120ZM175 129H176V127L174 128V131H175ZM245 129H246V128H245ZM36 130H37V129H36ZM50 130H51V128L49 129V131H50ZM105 130H106V127H105ZM160 130H161V129H160ZM168 130H170V128H169ZM214 130H215V129H214ZM217 130H218V129H217ZM253 130H254V129H253ZM37 131H38V130H37ZM68 131H69V130H68ZM161 131H162V130H161ZM171 131H173V130L171 129ZM238 131H239V130H238ZM241 131H242V130H241ZM262 131H263V130H262ZM35 132H36V131H35ZM36 133H37V132H36ZM46 133H47V132H46ZM50 133H51V132H50ZM50 133H49V134H50ZM62 133H65V132H62ZM162 133H163V132H162ZM176 133H178V132H176ZM245 133H248V132L245 131ZM263 133H264V132H263ZM11 134H12V133H11ZM22 134H23V133H22ZM37 134H38V133H37ZM51 134H52V133H51ZM81 134H84V133L82 132ZM81 134H80V135H81ZM89 134H90V133H89ZM107 134H109V133H107ZM193 134H194V133H193ZM236 134H238V132H237ZM241 134H243V133H241ZM259 134H260V133H259ZM28 135H29V134H28ZM69 135H70V134H69ZM69 135H68V136H69ZM101 135H102V133H101ZM174 135H175V133H174ZM229 135H230V134H229ZM261 135H262V134H261ZM14 136H15V135H14ZM34 136H35V135H34ZM89 136H90V135H89ZM161 136H162V135H161ZM161 136H160V137H161ZM163 136H164V135H163ZM186 136H187V135H185V138H186ZM191 136H193V135L191 134ZM226 136H227V135H226ZM230 136H231V135H230ZM244 136L246 137L247 135H244ZM35 137H36V136H35ZM61 137H62V136H61ZM178 137H179V136H178ZM228 137H229V136H228ZM232 137H233V136H232ZM232 137H231V138H232ZM263 137H264V136H263ZM10 138H11V137H10ZM17 138H18V137H17ZM17 138H16V139H17ZM21 138H22V137H21ZM29 138H30V137H29ZM64 138H65V136H64ZM181 138H182V137H181ZM209 138H210V137H209ZM13 139H14V138H13ZM95 139H96V138H95ZM174 139H175V138H174ZM216 139H218V137H215L214 140H216ZM221 139H222V138H221ZM243 139H244V138H243ZM250 139H251V137H250ZM257 139H258V138H257ZM263 139H264V138H263ZM34 140H35V139H34ZM50 140H51V139H50ZM162 140H163V139H162ZM162 140H160V141H162ZM176 140H177V139H176ZM176 140H175V141H176ZM195 140H196V139H195ZM238 140H239V138H238ZM253 140H254V139H253ZM259 140H260V139H259ZM12 141H13V140H12ZM124 141H125V139H124ZM127 141H128V140H127ZM181 141H182V140H181ZM212 141H213V139L211 140V142H212ZM218 141H220V140H218ZM32 142H34V141H32ZM109 142H110V141H109ZM120 142H121V141H120ZM125 142H126V141H125ZM162 142H165V141H162ZM229 142H230V141H229ZM251 142H253V141H251ZM61 143H62V142H61ZM123 143H124V142H123ZM165 143H166V142H165ZM175 143H177V142H175ZM212 143H213V142H212ZM219 143H220V142H219ZM244 143H245V142H244ZM262 143H263V142H262ZM97 144H99V143H97ZM119 144L121 145V143H119ZM119 144H118V145H119ZM134 144H135V143H134ZM134 144H133V145H134ZM147 144L149 145V143H147ZM177 144H178V143H177ZM214 144H215V143H214ZM216 144H217V143H216ZM245 144H246V143H245ZM256 144H257V143H256ZM256 144H255V145H256ZM9 145H10V144H9ZM13 145H14V144H13ZM40 145H41V143H40ZM165 145H166V144H165ZM224 145H225V144H224ZM230 145H231V144H230ZM230 145L228 144V146H230ZM11 146H12V144H11ZM28 146H29V145H28ZM65 146H66V145H65ZM96 146H97V145H96ZM136 146H137V145H136ZM176 146H177V145H176ZM178 146H179V145H178ZM178 146H177V147H178ZM195 146H197V145L195 144ZM199 146H200V145H199ZM209 146H210V145H209ZM212 146H213V144H212ZM216 146H217V145H216ZM249 146H250V145H249ZM132 147H133V146H132ZM165 147H166V146H165ZM165 147H164V148H165ZM220 147H221V146H220ZM220 147H219V148H220ZM222 147H223V146H222ZM235 147H236V146H235ZM239 147H240V146H239ZM246 147H247V145H246ZM254 147H256V146H254ZM27 148H28V147H27ZM29 148H30V147H29ZM29 148H28V149H29ZM63 148H64V147H63ZM110 148H111V147H110ZM116 148H117V146H116ZM128 148H129V147H128ZM138 148H139V146H138ZM179 148H180L179 150H181V147H179ZM182 148H183V147H182ZM187 148H188V147H187ZM219 148H218V149H219ZM229 148H230V147H229ZM250 148H251V147H250ZM28 149H27V150H28ZM31 149H32V148H31ZM70 149H71V148H70ZM70 149H69V150H70ZM113 149H114V148H113ZM118 149H119V148H118ZM126 149H127V148H126ZM126 149H125V150H126ZM129 149L132 150V151H134V154L136 153L135 150H133V148H132V149L129 148ZM156 149H160V148H156ZM176 149H177V148H176ZM176 149H175V151H176ZM184 149H186V148H184ZM205 149H206V148H205ZM237 149H238V148H236V150H237ZM251 149H252V148H251ZM24 150H25V147H24ZM36 150H37V149H36ZM42 150H43V149H42ZM74 150H75V149H74ZM116 150H117V149H116ZM187 150H188V149H187ZM191 150H192V149H191ZM191 150H189V151H191ZM203 150H204V149H203ZM203 150H202V151H203ZM222 150H223V149H222ZM227 150H228V148H227ZM6 151H7V150H6ZM10 151H11V150H10ZM118 151H119V150H117V152H118ZM126 151H128V149H127ZM132 151H131V152H132ZM151 151H152V150H151ZM177 151H178V150H177ZM215 151H216V150H215ZM230 151H232V150H230ZM244 151H245V149H244ZM263 151H264V150H263ZM263 151H262V152H263ZM8 152H9V150H8ZM43 152H44V151H43ZM43 152H42V153H43ZM122 152H123L122 156L125 157V156H126V155L124 156V152H125V151H122ZM122 152H121V153H122ZM143 152H144V153H147V150H146V152L143 150ZM152 152H153V151H152ZM160 152H161V151H160ZM173 152H174V151H173ZM173 152H172V153H173ZM207 152H208V151H207ZM224 152H225V151H224ZM226 152H227V151H226ZM241 152H242V151H241ZM249 152H250V151H249ZM258 152H259V151H258ZM260 152H261V150H260ZM31 153H32V152H31ZM33 153L36 154L35 149H34ZM67 153H69V152H67ZM138 153H139V152H138ZM162 153H163V151H162ZM162 153H161V154H162ZM165 153L167 154V152H165ZM172 153H171V154H172ZM208 153H209V152H208ZM216 153H217V152H216ZM243 153H244V152H243ZM11 154H12V153H11ZM27 154H28V153H27ZM29 154H30V153H29ZM70 154H71V153H70ZM75 154H76V153H75ZM77 154H78V153H77ZM125 154H126V153H125ZM129 154H130V153H129ZM131 154H132V153H131ZM136 154H137V153H136ZM136 154H135V155H136ZM197 154H198V153H197ZM201 154H202V153H201ZM203 154H204V153H203ZM214 154H215V153H214ZM214 154H213V155H214ZM220 154H221V153H220ZM222 154H223V152H222ZM227 154H228V153H227ZM255 154H256V153H255ZM257 154H258V153H257ZM37 155H38V152H37ZM118 155H119V153H118ZM138 155H139V154H138ZM146 155H148V153H147ZM146 155H145V156H146ZM159 155H160V154H159ZM194 155H195V154H194ZM237 155H238V154H237ZM244 155H245V154H244ZM8 156L10 157L9 153H8ZM8 156H7V157H8ZM24 156H25V155H24ZM27 156H29V155H27ZM32 156H33V154H32ZM40 156H41V155H40ZM99 156H100V155H99ZM103 156H104V155H102V157H103ZM116 156H117V155H116ZM119 156L121 157V155H119ZM128 156H129V155H128ZM131 156H132V155H131ZM152 156H153V155H152ZM152 156H151V152H150V157H152ZM156 156H157V153H156ZM160 156H161V155H160ZM173 156H174V155H173ZM197 156H198V155H197ZM209 156H210V155H209ZM214 156H215V155H214ZM218 156H219V155H218ZM220 156H222V155H220ZM234 156H235V155H234ZM234 156H231V157H234ZM241 156H242V155H241ZM102 157H100V158L102 159ZM113 157H115V155H114ZM141 157H142V154H141ZM148 157H149V156H148ZM148 157H147V158H148ZM153 157H154V156H153ZM158 157H159V156H158ZM158 157H157V158H158ZM174 157H175V156H174ZM187 157H188V156H187ZM244 157H247V156H244ZM252 157H253V154H252ZM256 157H257V156H256ZM258 157H259V156H258ZM23 158H24V157H23ZM30 158H31V157H30ZM84 158H85V157H84ZM111 158H112V156H111ZM130 158H131V157H130ZM147 158H146V159H147ZM161 158L163 159L164 157L161 156ZM161 158H160V159H161ZM171 158H172V157H171ZM191 158H192V157H191ZM225 158H226V157H225ZM225 158H224V159H225ZM242 158H243V157H242ZM248 158H249V157H248ZM248 158H247V159H248ZM26 159H27V158H26ZM94 159H95V158H94ZM96 159H97V158H96ZM120 159H121V158H120ZM151 159H152V158H151ZM173 159H174V158H173ZM175 159H176V158H175ZM181 159H182V158H181ZM189 159H190V158H188V160H189ZM195 159H196V158H195ZM197 159H198V158H197ZM207 159H209V158H207ZM222 159H223V158H222ZM228 159H229V158H228ZM236 159H241V158H238V157H237ZM236 159H235V160H236ZM243 159H244V158H243ZM251 159H252V158H251ZM254 159H255V158H254ZM254 159H253V161H254ZM256 159H257V158H256ZM127 160H128V157H127ZM129 160H130V159H129ZM133 160H134V158L132 159V161H133ZM135 160H136V159H135ZM143 160H144V155H143ZM143 160H141V161H143ZM148 160H150V159H148ZM152 160H154V158H153ZM152 160H151V161H152ZM167 160H168V156H167ZM167 160H166V161H167ZM185 160H186V159H185ZM188 160H186V161H188ZM198 160H201V158L198 159ZM210 160H211V159H210ZM225 160H226V159H225ZM244 160H245V159H244ZM244 160H243V161H244ZM8 161H9V160H8ZM14 161H15V160H14ZM26 161H27V160H26ZM95 161H96V160H95ZM138 161H140V160H138ZM146 161H147V160H146ZM146 161H145V162H146ZM151 161L148 162V163H151ZM158 161H159V160L157 159V162H158ZM166 161H165V162H166ZM171 161H172V160H171ZM180 161H181V160H180ZM202 161H203V159H202ZM212 161L214 162V160H212ZM215 161H216V160H215ZM230 161H231V158H230ZM237 161H238V160H237ZM243 161H242V162H243ZM246 161H247V160H246ZM36 162H38V161H36ZM66 162H68V161H66ZM183 162H184V159L182 160V163H183ZM191 162H194V161H190L189 163H191ZM207 162H208V160H207ZM213 162H212V163H213ZM260 162H262V160H260ZM15 163H16V162H14V165H15ZM99 163H100V162H99ZM126 163H127V162H126ZM128 163H129V162H128ZM128 163H127V165H129ZM167 163H168V162H167ZM187 163H188V162H187ZM187 163H185V164H187ZM195 163H198V162H195ZM210 163H211V162H210ZM221 163H223V162H221ZM227 163H228V162H227ZM244 163H245V162H244ZM251 163H252V162H251ZM10 164H11V163H10ZM16 164H17V163H16ZM29 164H30V163H29ZM74 164H75V163H74ZM130 164H132V162H131ZM136 164H137V163H136ZM140 164H141V162H140ZM144 164H145V163H143V165H144ZM183 164H184V163H183ZM185 164H184V165H185ZM206 164H207V163H206ZM216 164H217V162H216ZM225 164H226V163H225ZM232 164H233V163H232ZM235 164H236V163H235ZM237 164H238V163H237ZM237 164H236V167H237ZM239 164H241V163H239ZM239 164H238V165H239ZM17 165H18V164H17ZM38 165H39V164H38ZM96 165H97V164H96ZM96 165H94V166H96ZM106 165H107V164H106ZM127 165H126V166H127ZM184 165H182V166H184ZM189 165H190V164H189ZM189 165H188V167H190ZM228 165H229V164H228ZM243 165H244V164H243ZM250 165H251V164H250ZM260 165H261V164H260ZM260 165H259V166H260ZM58 166H59V165H58ZM104 166H105V164H104ZM104 166H103V167H104ZM126 166H123V167L126 168ZM130 166H131V165H130ZM130 166H129V167H130ZM141 166H142V165H141ZM204 166H205V165H204ZM241 166H242V165H241ZM245 166H246V165H245ZM245 166H242V167L245 168ZM257 166H258V165H257ZM262 166H263V165H262ZM262 166H261V167H262ZM6 167H7V166H6ZM46 167H47V166H46ZM62 167H63V166H62ZM89 167H90V166H89ZM134 167H136V166H134ZM158 167H159V166H158ZM176 167H178V166H176ZM185 167H187V166L185 165ZM195 167H196V166H195ZM197 167L199 168V166H197ZM210 167H211V165H210ZM218 167H219V166H218ZM230 167H231V166H230ZM230 167H229V169H230ZM239 167H240V166H239ZM242 167H240V168H242ZM26 168H27V166H26ZM26 168H25V169H26ZM42 168H43V166H42ZM55 168H56V167H55ZM87 168H88V167H87ZM94 168H95V167H94ZM108 168H109V167H107V169H108ZM110 168H111V167H110ZM136 168H138V167H136ZM139 168H140V167H139ZM139 168H138V169H139ZM143 168H144V167H143ZM159 168H160V167H159ZM162 168L165 169L166 167H162ZM247 168H248V167H247ZM20 169H21V168H20ZM23 169H24V168H23ZM57 169H58V168H57ZM85 169H86V168H85ZM134 169H135V168H134ZM140 169H141V168H140ZM155 169H156V168H155ZM174 169H175V168H174ZM189 169H190V168H189ZM196 169H197V168H196ZM196 169H195V170H196ZM199 169H200V168H199ZM216 169H217V168H216ZM45 170H46V169L44 168V171H45ZM125 170H128V169H125ZM159 170H160V169H159ZM161 170H162V169H161ZM166 170H167V168H166ZM176 170H177V169H176ZM182 170H183V169H182ZM184 170H185V169H184ZM195 170H193V171H195ZM209 170H210V169H209ZM214 170H215V169H214ZM221 170H222V168H221ZM237 170H238V169H237ZM247 170H248V169H247ZM260 170H261V168H260ZM82 171H84V170H82ZM87 171H88V169H87ZM103 171H104V170H103ZM103 171H102V173H103ZM131 171L133 172L134 170L131 169ZM131 171H129V172H131ZM142 171H143V170H142ZM153 171H154V170H153ZM167 171H168V170H167ZM187 171H188V170H187ZM203 171H204V169H203ZM216 171H218V169H217ZM249 171H250V170H249ZM258 171H259V170H258ZM19 172H20V171H19ZM115 172H116V170H115ZM144 172H145V171H144ZM144 172H143V173H144ZM154 172H156V171H154ZM158 172H159V171H158ZM176 172H177V171H176ZM178 172L181 173L180 171H178ZM196 172H197V171H196ZM196 172H195V173H196ZM204 172H205V171H204ZM204 172H203V173H204ZM223 172H224V171H223ZM226 172H227V171H226ZM240 172H241V170H240ZM255 172H257V171L254 170V173H255ZM74 173H75V172H74ZM82 173H83V172H82ZM105 173H106V172H105ZM113 173H114V170H113ZM113 173H112V174H113ZM166 173H167V174H170V173H168V172H166ZM184 173H186V170H185ZM201 173H202V172H201ZM209 173H210V172H209ZM248 173H250V172H248ZM261 173H262L261 175H263V172H262V171H261ZM38 174H39V172H38ZM109 174H110V173H109ZM109 174H108V175H109ZM132 174H134V173H132ZM144 174H145V173H144ZM146 174H147V173H146ZM154 174H155V173H154ZM167 174H166V175H167ZM177 174H178V173H177ZM190 174H191V173H190ZM190 174H189V175H190ZM193 174H194V173H193ZM193 174H192V175H193ZM204 174H205V173H204ZM259 174H260V173H259ZM1 175H3V174H1ZM26 175L28 176V174H26ZM46 175H47V174H46ZM82 175H83V174H81L80 176H82ZM86 175H87V174H86ZM86 175H85V176H86ZM94 175L97 176V177L99 176V175H96L95 173H94ZM94 175H93V176H94ZM114 175H115V173H114ZM114 175H113V176H114ZM151 175H152V174H151ZM155 175H156V174H155ZM159 175H160V174H159ZM185 175H186V174H185ZM187 175H188V174H187ZM192 175H191V176H192ZM196 175H197V174H196ZM201 175H202V174H201ZM210 175H211V174H210ZM256 175H257V174H256ZM36 176H37V174H36ZM38 176H39V175H38ZM50 176H51V175H50ZM130 176H132V175H130ZM130 176H129V177H130ZM138 176H139V175H138ZM149 176H150V175H149ZM153 176H154V175H153ZM199 176H200V174H199ZM1 177L4 178L3 176H1ZM5 177H8V175L5 176ZM90 177H91V176L87 177V178H88V181L86 180L87 182H90V181H91V180L89 181ZM108 177L110 178V175H109ZM108 177H107V178H108ZM120 177H121V176H120ZM127 177H128V176H127ZM129 177H128V178H129ZM132 177H133V176H132ZM143 177H144V176H143ZM154 177H155V178H158V176H157V177L154 176ZM159 177H160V176H159ZM176 177H177V176H176ZM183 177H184V176H183ZM192 177H193V176H192ZM192 177H190V178H192ZM207 177H208V176H206V179H208ZM2 178H1V179H2ZM8 178H9V177H8ZM8 178H7V180H8ZM33 178H35V176H34ZM47 178H48V176H47ZM91 178H92V177H91ZM98 178H99V177H98ZM105 178H106V177H105ZM116 178H117V177H116ZM116 178H115V180H117ZM125 178H126V177H125ZM168 178H169V177H168ZM190 178H189V179H190ZM200 178H201V177H200ZM244 178H245V177H244ZM262 178H263V177H262ZM16 179H17V178H16ZM35 179H36V178H35ZM54 179H55V178H54ZM56 179H57V178H56ZM74 179H75V178H74ZM96 179H97V178H96ZM112 179H113V177H112ZM135 179H136V178H135ZM146 179H147V178H146ZM152 179H153V177H152ZM181 179H182V178H181ZM194 179H196V178H194ZM204 179H205V178H204ZM204 179H203V182H204ZM225 179H226V178H225ZM246 179H248V178H246ZM246 179H245V180H246ZM249 179H250V178H249ZM2 180H3V179H2ZM17 180H19V179H17ZM48 180H49V179H47V181H48ZM106 180H107V179H106ZM122 180H123V179H122ZM127 180H129V179H127ZM127 180L124 179V182L127 181ZM133 180H134V179H133ZM138 180H139V179H138ZM144 180H145V179H144ZM153 180H154V179H153ZM190 180H191V179H190ZM230 180H231V179H230ZM245 180H243V181H245ZM250 180H251V179H250ZM254 180H255V178H254ZM257 180H259V179L257 178ZM28 181H29V180H28ZM52 181H53V180H52ZM64 181H67V183H68L70 180L68 181V180L66 179V180H64ZM64 181H63V182H64ZM75 181H76V180H75ZM75 181H74V182H75ZM78 181H80V180H79V179L77 180V183L79 184ZM93 181H95V180H93ZM103 181H104V180H103ZM113 181H114V180H113ZM131 181H132V180H131ZM131 181H130V182H131ZM136 181H137V180H136ZM157 181H158V180H157ZM157 181H155V182L157 183ZM177 181H178V180H177ZM179 181H180V180H179ZM183 181H184V180H183ZM187 181H189V180H187ZM206 181H208V180H206ZM238 181H239V180H238ZM4 182H5V181H4ZM29 182H30V181H29ZM54 182H56V181H54ZM70 182H72V181H70ZM84 182H85V181H84ZM84 182H83V183H84ZM97 182H98V181H97ZM97 182L95 181V183H97ZM105 182H106V181H105ZM109 182H110V181H109ZM115 182H116V181H115ZM139 182H140V180H139ZM147 182H148V181H147ZM170 182H171V181H170ZM170 182H168L167 185H169ZM203 182H202V183H203ZM253 182H255V181H253ZM6 183H7V182H6ZM44 183H45V181H44ZM72 183H73V182H72ZM72 183H71V184H72ZM85 183H86V182H85ZM85 183H84V184H85ZM133 183L136 184L137 182L135 183V181H133ZM159 183H160V182H159ZM180 183H182V182H180ZM184 183H185V182H184ZM196 183H197V182H196ZM206 183H207V186H208V182H206ZM216 183H217V181H216ZM10 184H11V182H10ZM59 184H60V183H59ZM69 184H70V183H69ZM69 184H68V185H69ZM75 184H76V183H75ZM98 184L100 185V183H98ZM101 184H104V183H101ZM109 184H110V183H109ZM109 184H108V186H109ZM129 184H130V183H129ZM139 184H142V183H139ZM187 184H188V182H187ZM194 184H195V183H194ZM263 184H264V183H263ZM7 185H8V184H7ZM11 185H13V184H11ZM14 185H15V184H14ZM64 185H65V184H64ZM95 185H96V184H95ZM95 185H93V186L95 187ZM132 185H133V184H132ZM132 185H131V187L133 188ZM137 185H138V184H136V186H137ZM153 185H155V184H153ZM162 185H163V184H162ZM179 185H181V184H179ZM198 185H199V184H198ZM214 185H216V184H214ZM33 186H34V185H33ZM85 186H86V185H85ZM110 186H111V185H110ZM128 186H130V185H128ZM138 186H139V185H138ZM141 186H142V185H141ZM194 186H195V185H194ZM194 186H193V187H194ZM202 186H204V185H202ZM224 186H225V185H224ZM238 186H239V185H238ZM262 186H263V185H262ZM17 187H19V186H17ZM65 187H66V186H65ZM68 187H69V186H68ZM88 187L90 188L91 186H88ZM103 187H104V186H103ZM134 187H135V186H134ZM145 187H146V186H145ZM160 187H161V186H160ZM163 187H164V186H163ZM181 187H183V186H181ZM189 187H190V186H189ZM199 187H200V186H199ZM245 187H246V184H245ZM263 187H264V186H263ZM8 188H9V187H8ZM11 188H15V186H14V187L12 186ZM89 188H88V189H89ZM99 188H100V187H99ZM107 188H108V187H107ZM111 188H112V187H110V189H111ZM128 188H130V187H128ZM136 188H137V187H136ZM136 188H134V189H136ZM139 188H140V187H139ZM147 188H148V186H147ZM150 188H151V187H150ZM150 188H149V189H150ZM153 188H154V187H152V189H153ZM183 188H184V187H183ZM210 188H211V187H210ZM233 188H234V186H233ZM76 189H77V188H76ZM79 189H80V188H79ZM91 189H92V188H91ZM114 189H117V188H114ZM123 189H125V188H123ZM130 189H131V188H130ZM155 189L159 190L157 187H156ZM155 189H154V191H155ZM200 189H201V187H200ZM202 189H203V187H202ZM212 189H213V188H212ZM224 189H225V188H224ZM224 189H223V190H224ZM226 189H227V187H226ZM231 189H232V188H231ZM238 189H239V188H238ZM247 189H248V188H247ZM7 190H8V189H7ZM59 190H60V189H59ZM61 190H62V189H61ZM99 190H101V189H99ZM118 190H119V189H118ZM125 190H126V189H125ZM141 190H142V189H141ZM141 190H140V191H141ZM146 190H147V189H146ZM164 190H165V187H164ZM184 190H185V189H184ZM189 190H190V189L188 188V191H189ZM195 190H196V188H195ZM195 190H194V193H193V194H195ZM213 190H214V189H213ZM223 190H222V191H223ZM228 190H229V189H228ZM242 190H243V189H242ZM48 191H50V190H47V192H48ZM53 191H54V190H53ZM80 191H81V190H80ZM109 191H110V190H109ZM109 191H108V192H109ZM115 191H116V190H115ZM115 191H113V192H115ZM150 191H151V190H150ZM165 191H166V190H165ZM198 191H199V190H198ZM205 191H207V190H205ZM218 191H219V190H218ZM256 191H257V190H256ZM47 192H46V193H47ZM72 192H73V191H72ZM82 192H83V191H82ZM89 192H90V191H89ZM89 192L87 191V192H84V193H89ZM97 192H99V191H97ZM104 192H106V190H105ZM111 192H112V191H111ZM116 192H117V191H116ZM123 192H124V191H123ZM125 192H126V191H125ZM135 192H136V191H135ZM147 192H149V191H147ZM169 192H170V191H169ZM182 192H183V190H182ZM233 192H234V191H233ZM39 193H40V192H39ZM76 193H77V192H76ZM100 193H101V192H100ZM102 193H103V192H102ZM102 193H101V194H102ZM155 193H156V192H155ZM177 193H178V192H177ZM189 193H190V192H189ZM189 193H188V194H189ZM200 193H201V192H200ZM240 193H241V192H240ZM251 193H252V192H251ZM263 193H264V191H263ZM263 193H262V195H263ZM37 194H38V193H37ZM42 194H43V193H41V195L39 194V196L42 197ZM50 194H51V193H50ZM50 194H49V195H50ZM56 194H58V193L56 192ZM56 194H55V195H56ZM77 194H78V193H77ZM77 194H76V195H77ZM95 194H96V193H95ZM98 194H99V193H97L96 195H93V196H97ZM118 194L120 195V193H118ZM118 194H117V195H118ZM126 194H127V193H126ZM186 194H187V193H186ZM190 194H191V193H190ZM190 194H189V195H190ZM212 194H213V193H212ZM222 194H223V192H222ZM225 194H228V193H225ZM260 194H261V193H260ZM49 195H48V196H49ZM52 195H53V194H52ZM55 195H53V196H54V197H57V196H55ZM61 195H65V194H62V193H61ZM68 195H70V194H68ZM72 195H74V194H72ZM109 195H110V198H109V199H111V193H109ZM117 195H114V197L117 196ZM144 195H145V194H144ZM199 195H200V194H199ZM208 195H210V194H208ZM213 195H214V194H213ZM235 195H236V193H235ZM246 195H247V194H246ZM248 195H249V194H248ZM248 195H247V196H248ZM37 196H38V195H37ZM39 196H38V197H39ZM58 196H59V194H58ZM70 196H71V195H70ZM93 196H92V198H93ZM131 196H133V195H131ZM135 196H136V194H135ZM138 196H139V194H138ZM138 196H137V197H138ZM147 196H148V194L146 193V196H144L145 199H148ZM175 196H176V195H175ZM180 196H182V195H180ZM194 196H195V195H194ZM202 196H203V195L201 194V197H202ZM244 196H245V195H243V197H244ZM249 196H250V195H249ZM255 196H256V195H255ZM29 197H30V196H29ZM38 197H36V198H38ZM43 197H44V195H43ZM43 197H42V198H43ZM45 197H46V195H45ZM54 197H53V200H54ZM59 197H62V196H59ZM63 197L66 198V196H63ZM82 197H83V196H82ZM82 197H81V198H82ZM139 197H141V196H139ZM146 197H147V198H146ZM149 197H151V196H149ZM153 197H154V196H152V198H153ZM184 197H185V196H184ZM205 197H206V196H205ZM220 197L222 198V196H220ZM5 198H6V197H5ZM50 198H51V197H50ZM50 198H48V199H50ZM81 198H80V200H81ZM84 198H87V197H84ZM84 198H83V199H84ZM112 198H113V196H112ZM127 198H129V197H127ZM130 198H131V197H130ZM179 198H180V197H179ZM190 198L192 199V196H191ZM206 198H207V197H206ZM206 198H205V199H206ZM210 198H211V197H210ZM212 198H213V197H212ZM217 198H218V197H217ZM240 198H241V197H240ZM248 198H250V197H248ZM253 198H254V197H253ZM256 198H258V200H259V197H258V196H257ZM51 199H52V198H51ZM57 199L59 200V198H57ZM57 199H56V201H57ZM69 199H70V198H69ZM74 199H76V198H74ZM83 199H82V200H83ZM102 199H103V198H102ZM102 199H101V200H102ZM107 199H108V198H107ZM113 199H114V198H113ZM118 199H120L119 196H118ZM143 199H144V198H143ZM145 199H144L142 202H145V203H146V200H145ZM159 199H160V198H159ZM187 199H188V198H187ZM200 199H201V198H200ZM223 199H224V198H222V202H223V203L226 202V201H223ZM238 199H239V198H238ZM27 200H28V199H26V201H27ZM39 200H40V199H39ZM70 200H71V199H70ZM82 200H81V201H82ZM127 200H128V199H127ZM127 200H125V201L128 202ZM149 200H152V199L150 198ZM168 200H169V199H168ZM180 200H181V199H180ZM197 200H198V197H197ZM201 200H202V199H201ZM214 200H215V197H214ZM249 200H250V199H249ZM249 200H248V201H249ZM7 201H8V200H7ZM40 201H41V200H40ZM46 201H47V200H46ZM56 201H55V202H56ZM68 201H69V200H68ZM77 201H79V199H77ZM84 201H85V199L83 200V204H84V205H83V204H82V205H83V206H86L85 203H84ZM88 201H90V200H88ZM103 201H104V200H103ZM109 201H110V200H109ZM116 201H117V200H116ZM121 201H122V200H121ZM138 201H140V200H138ZM152 201H153V200H152ZM185 201H186V200H185ZM217 201H219V199H218ZM242 201H243V200H242ZM251 201H254V200H251ZM261 201H262V200H261ZM27 202H28V201H27ZM37 202H38V200H37L35 203H37ZM42 202H45V201H42ZM51 202H52L51 200H50V202L48 201V204L51 203ZM73 202H75V201H73V199H72V204H73ZM79 202H80V201H79ZM111 202H112L111 204H113V201H111ZM119 202H120V201H119ZM140 202H141V201H140ZM140 202H139V203H140ZM142 202H141V203H142ZM179 202H180V201H179ZM197 202H198V201H197ZM228 202H229V201H228ZM238 202H240V200H239ZM238 202H237V203H238ZM87 203H88V202H87ZM90 203L92 204V201H91ZM97 203H98V201L96 202V204H97ZM114 203H116V202H114ZM117 203H118V202H117ZM120 203H121V202H120ZM128 203H130V202H128ZM137 203H138V202H137ZM147 203H148V202H147ZM150 203H151V201H150ZM187 203H188V202H187ZM195 203H196V202H195ZM198 203H199V202H198ZM212 203H213V202H212ZM214 203H215V202H214ZM233 203H234V202H233ZM252 203H253V202H252ZM260 203H261V202H260ZM260 203H259V204H260ZM263 203H264V202H263ZM37 204H38V203H37ZM37 204H36V205H37ZM48 204H47V206H49ZM65 204H66V203H65ZM77 204H78V203H77ZM88 204H89V203H88ZM96 204H94V205L96 206ZM98 204H99V208H101V207H100L101 204H100V203H98ZM98 204H97L96 207H98ZM102 204H104V202H103ZM133 204H134V203H133ZM152 204H153V203H152ZM206 204H207V203H206ZM206 204H205V205H206ZM209 204H210V203H209ZM217 204H218V203H217ZM228 204H229V203H228ZM246 204H247V203H246ZM256 204H257V202H256ZM261 204H262V203H261ZM36 205H35V206H36ZM41 205H42V204H41ZM52 205H54V204H52ZM52 205H51V206H52ZM75 205H76V204H75ZM79 205H81V204H79ZM108 205H110V203H108ZM113 205H115V204H113ZM122 205H124V203H123ZM135 205H136V204H135ZM139 205H140V204H139ZM141 205H143V204H141ZM170 205H171V204H170ZM176 205H177V204H176ZM189 205H190V204H189ZM200 205H201V204H200ZM210 205H211V204H210ZM252 205H254V204H252ZM29 206H30V204H29ZM33 206H34V203H33ZM33 206H32V207H33ZM44 206H46L45 203H44ZM47 206H46V208H45V207H44V208L47 209ZM51 206H50V207H51ZM63 206H65V205H63ZM63 206H62V208H63ZM77 206H78V205H77ZM87 206H88V205H87ZM117 206H120V205L118 204ZM126 206H129V205L126 204ZM145 206H146V204H145ZM152 206H153V205H152ZM171 206H172V205H171ZM187 206H188V205H187ZM187 206H186V207H187ZM190 206H192V205H190ZM196 206H197V204H196ZM226 206H227V205H226ZM244 206H245V205H244ZM244 206H243V208H244ZM260 206H261V205H260ZM42 207H43V205H42ZM71 207H72V206H71ZM73 207H74V206H73ZM96 207H95L94 209H97ZM106 207H107V206H106ZM110 207H111V206H110ZM110 207H109V208H110ZM124 207H125V206H124ZM132 207H133V206H132ZM142 207H143V206H142ZM142 207H141V208H142ZM157 207H158V205H157ZM162 207H163V206H162ZM234 207H235V206H234ZM250 207H251V206H250ZM250 207H249V208H250ZM24 208H25V207H24ZM33 208H34V207H33ZM69 208H70V206H69ZM69 208H67V209H69ZM85 208H86V207H85ZM113 208H114V206H113ZM113 208H112V209H113ZM149 208H150V207H149ZM152 208H153V207H152ZM158 208H160V206H159ZM158 208H157V209H158ZM187 208H189V206H188ZM212 208H213V207H212ZM230 208H231V207H230ZM240 208H241V207H240ZM249 208H248V209H249ZM253 208H256V206H254ZM253 208L251 209L252 212H253ZM9 209H10V208H9ZM19 209H20V207H19L18 209H15L16 212H17V210L19 211ZM29 209H30V208H29ZM29 209H28V211H29ZM38 209H39V208H38ZM48 209H49V208H48ZM50 209H51V208H50ZM70 209H71V208H70ZM86 209H87V208H86ZM91 209H93V208H91ZM91 209L89 208V210H91ZM117 209H118V208H117ZM117 209H116V210H117ZM123 209H124V208H123ZM133 209H134V208H133ZM135 209H136V207H135ZM190 209H191V208H190ZM196 209H197V208H196ZM198 209H199V208H198ZM204 209H205V208H204ZM204 209H203V210H204ZM206 209H207V208H206ZM213 209H214V208H213ZM238 209H239V208H238ZM246 209H247V208H245V211H246ZM261 209H262V208H261ZM261 209H260V210H261ZM36 210H37V209H36ZM39 210H41V209H39ZM75 210H76V209H75ZM75 210H74V211H75ZM77 210H79V209H77ZM77 210H76V212H77ZM99 210H100V209H99ZM101 210H102V209H101ZM121 210H122V208H121ZM126 210H128V209H126ZM147 210H148V208H147ZM158 210H160V209H158ZM169 210H170V208H169ZM169 210H168V211H169ZM192 210H194V208H193ZM217 210H218V209H217ZM217 210H215V211H217ZM225 210H226V208H225ZM241 210H242V209H241ZM263 210H264V209H263ZM21 211H22V210H21ZM30 211H31V210H30ZM30 211H29V212H30ZM48 211H50V210H48ZM51 211H52V210H51ZM54 211H55V210H54ZM63 211H64V210H63ZM102 211H105L104 208H103ZM102 211H101V212H102ZM111 211H112V210H111ZM113 211H115V210H113ZM129 211H130V210H129ZM129 211H127V212H129ZM132 211H133V210H132ZM134 211H135V210H134ZM145 211H146V210H145ZM145 211H142V210H141L140 212H142V214H143V212H145ZM149 211H150V213H151V212L153 211V209H152V211H151V210H149ZM149 211H148V212H149ZM154 211H155V210H154ZM189 211H190V210H189ZM196 211H197V210H196ZM196 211H195V214H196ZM204 211H206V210H204ZM211 211H212V210H211ZM223 211H224V210H223ZM226 211H227V210H226ZM229 211H230V210H229ZM245 211H244V212H245ZM29 212H28V213H29ZM36 212H37V211H36ZM44 212H45V211H44ZM55 212H56V211H55ZM55 212H54V213H55ZM65 212H66V213L68 212L69 215H70L69 210H68V211L66 210ZM65 212H64V213H65ZM81 212H82V211H81ZM99 212H100V211H98V213H99ZM138 212H139V211H138ZM138 212H137V213H138ZM140 212H139V213H140ZM161 212H162V211H161ZM170 212H171V210H170ZM174 212H175V211H173V213H174ZM178 212H179V211H178ZM181 212H182V211H181ZM186 212H187V211H186ZM191 212H192V211H191ZM199 212H200V211H198V213H199ZM201 212H202V210H201ZM206 212H207V211H206ZM212 212H213V211H212ZM219 212H220V211H219ZM242 212H243V210H242ZM242 212L240 213V215L242 214ZM252 212H249V213H252ZM262 212H264V211H262ZM26 213H27V212H26ZM26 213H25V214H26ZM42 213H43V212H42ZM48 213H49V212H48ZM48 213H47V214H48ZM105 213H106V212H105ZM107 213H108V210H107ZM109 213H110V212H109ZM112 213L115 214V212H112ZM116 213H119V212H116ZM129 213H130V212H129ZM152 213H154V212H152ZM157 213H158V212H157ZM159 213H160V211H159ZM182 213H183V212H182ZM210 213H211V212H210ZM210 213H208V214H210ZM223 213H224V212H223ZM257 213H258V212H257ZM17 214H18V213H17ZM51 214H52V212L50 213V216H51ZM71 214H72V213H71ZM79 214H81V213H79ZM86 214H87V213H86ZM96 214H97V213H96ZM113 214H112V215H113ZM127 214H128V213H127ZM127 214L124 213L123 216L126 215L127 217H129V216H128L129 214H128V215H127ZM144 214H145V213H144ZM161 214H162V213H161ZM166 214H168V216H170L168 212H167ZM171 214H172V213H171ZM208 214H207V215H208ZM211 214H212V213H211ZM213 214H214V213H213ZM216 214H217V213H216ZM218 214H219V213H218ZM252 214H253V213H252ZM260 214H261V213H260ZM20 215L22 216V215H24V214H20ZM32 215H33V214H32ZM34 215H36L35 212H34ZM34 215H33V216H34ZM37 215L39 216L38 213H37ZM40 215H41V214H40ZM43 215H44V214H42V216H43ZM48 215H49V214H48ZM74 215H76V214H74ZM91 215H92V214H90V217H91ZM100 215H102V214H100ZM117 215H118V214H117ZM121 215H122V214H121ZM132 215H134V214H132ZM132 215H131V216H132ZM137 215H139V214H137ZM147 215H148V214H147ZM153 215H154V214H153ZM182 215H183V214H182ZM184 215H185V214H184ZM196 215H197V214H196ZM202 215H203V213H201L200 218L203 217V216L205 215V213H204L203 216H202ZM207 215H206V216H207ZM222 215H223V214H222ZM234 215H235V214H233V216H234ZM242 215H243V214H242ZM242 215H241V216H242ZM258 215H259V213H258ZM258 215H257V216H258ZM5 216H6V215H5ZM18 216H19V214H18ZM21 216H20V217H21ZM24 216H25V215H24ZM24 216H23V217H24ZM29 216H30V215H27V214H26V217H29ZM45 216H46V215H45ZM50 216H49V217H50ZM53 216H54V214H53ZM72 216H73V214H72ZM77 216H78V215H77ZM93 216H95V215H93ZM107 216H108V215H107ZM110 216H111V215H110ZM134 216H135V215H134ZM178 216H179V215H178ZM193 216H195V215L193 214ZM193 216H192V217H193ZM206 216H205V217H206ZM208 216H209V215H208ZM212 216H213V215H211V217H212ZM219 216H220V214H219ZM30 217H31L30 220L33 219L32 216H30ZM34 217L37 218L36 216H34ZM73 217H75V216H73ZM73 217H72V218H73ZM85 217L88 218V216H85ZM95 217H96V216H95ZM99 217L101 218V216H99ZM103 217H104V214H103ZM108 217H109V216H108ZM108 217H107V218H108ZM111 217H112V216H111ZM143 217H144V216H143ZM145 217H146V216H145ZM151 217H152V216H151ZM151 217L149 216L148 218H151ZM165 217H167V216H165ZM171 217H172V216H171ZM173 217H174V216H173ZM187 217H188L189 219L191 218V217H189V216H187ZM209 217H210V216H209ZM222 217H223V216H222ZM222 217H221V218H222ZM47 218H48V216H47ZM50 218H54V217H50ZM50 218H48V220H49ZM64 218H65V217H64ZM83 218H84V217H83ZM107 218H106V219H107ZM121 218H122V216H121ZM153 218H154V217H153ZM157 218H158V217H157ZM157 218H155V219H157ZM184 218H186V217H184ZM195 218H196V217H195ZM200 218H199V219H200ZM215 218H217V217H215ZM225 218H226V216H225ZM235 218H236V217H235ZM239 218H240V217H239ZM262 218H263V217H262ZM28 219H29V218H28ZM88 219H89V218H88ZM88 219H87V220H88ZM94 219H95V218L92 217V221H93ZM114 219H116V218H114ZM125 219H126V218H125ZM133 219H134V218H133ZM135 219H136V218H135ZM145 219H146V218H145ZM158 219H159V218H158ZM158 219H157V222H156V223H158ZM164 219H165V218H164ZM179 219H180V218H179ZM191 219H193V218H191ZM223 219H224V218H223ZM226 219L228 220V216H227ZM231 219H233V218H231ZM247 219H248V218H247ZM247 219H246V220H247ZM257 219H258V218H257ZM33 220H34V219H33ZM82 220H83V221H82ZM82 220H81V221L84 222V219H82ZM123 220H124V218H123ZM123 220H122V221H123ZM129 220H130V219H129ZM152 220H154V219H152ZM167 220H168V218H167ZM180 220H181V219H180ZM187 220H188V219H187ZM193 220H194V219H193ZM207 220H209V219H207ZM211 220H212V219H211ZM211 220H209V221H211ZM242 220L244 221V219H242ZM249 220H250V219H249ZM36 221H37V220H36ZM38 221H39V220H38ZM69 221H70V220H69ZM72 221H75V220H72ZM76 221L78 222V220H76ZM81 221H80V222H81ZM85 221H86V219H85ZM89 221H91V220H89ZM102 221H103V220H102ZM173 221H174V220H173ZM194 221H195V220H194ZM222 221H224V220H222ZM228 221H229V220H228ZM234 221H235V220H234ZM237 221H238V217H237ZM254 221H255V219H254ZM23 222H24V219H23ZM70 222H71V221H70ZM96 222H97V220H96ZM119 222H120V218H119ZM125 222H126V221H125ZM132 222H133V220H132ZM138 222H139V221H138ZM153 222H155V221H153ZM166 222H167V221H166ZM182 222L184 223V221H182ZM191 222H192V220H191ZM191 222H189V223L191 224ZM197 222H198V221H197ZM203 222H206V221H203ZM218 222H219V221H218ZM230 222H231V221H230ZM235 222H236V221H235ZM29 223H30V221H29ZM44 223H45V221H44ZM44 223H42V226H43ZM78 223H79V222H78ZM87 223H88V222H87ZM90 223H91V222H90ZM99 223H101V222H99ZM111 223H112V222H111ZM135 223H136V222H134L133 224H135ZM147 223H148V222H147ZM171 223H172V222H171ZM176 223H177V221H176ZM178 223H180V222H178ZM189 223H188V224H189ZM195 223H196V222H195ZM207 223H208V222H207ZM210 223H211V222H210ZM210 223H209V224H210ZM232 223H233V222H232ZM18 224H19V223H18ZM18 224H16V226H18ZM40 224H41V223H40ZM40 224H39V225H40ZM47 224H48V223H47ZM50 224H51V223H50ZM79 224H80V223H79ZM93 224H94V223H93ZM97 224H98V223H97ZM102 224H103V223H102ZM116 224H117V223H116ZM121 224H122V223H121ZM128 224L130 225L131 223L129 222ZM144 224H145V223H144ZM159 224H160V223H159ZM159 224H158V225H159ZM161 224H163V223H161ZM166 224H167V223H166ZM180 224H181V223H180ZM199 224H200V223H199ZM202 224H203V223H202ZM212 224H215V223H212ZM228 224H229V222H228ZM28 225H29V224H28ZM36 225H37V223H36ZM45 225H46V224H45ZM52 225H53V224H52ZM58 225H59V224H58ZM70 225H71V224H70ZM73 225H74V224H73ZM88 225H89V224H88ZM138 225H139V224H138ZM154 225H155V224H154ZM183 225H184V224H183ZM183 225L181 224L180 227L183 226ZM197 225H198V224H196V227H197ZM204 225H205V224H204ZM215 225H216V224H215ZM218 225H219V223H218ZM261 225H262V224H261ZM8 226H9V225H8ZM26 226H27V221H26ZM47 226H48V225H47ZM49 226H51V225H49ZM49 226H48V227H49ZM67 226L69 227V225H67ZM84 226H87L86 223H85ZM91 226H92V224H91ZM94 226H95V225H94ZM96 226H97V227H98V226L100 227V225H96ZM96 226H95V227H96ZM102 226H103V225H102ZM115 226H116V225H115ZM123 226H124V225H123ZM132 226H134V225H132ZM132 226H130V227H132ZM159 226H162V225H159ZM165 226H167V225H165ZM169 226H170V225H169ZM211 226H212V225H211ZM211 226H210V227H211ZM216 226H217V225H216ZM219 226H220V225H219ZM222 226H224V225H222ZM238 226H239V225H238ZM14 227H15V226H14ZM19 227H20V224H19ZM19 227H18V228H19ZM30 227H31V225H30ZM33 227H35V225H34ZM51 227H54V225L51 226ZM82 227H83V226H82ZM95 227H94V228H95ZM146 227H147V225H146ZM152 227L154 228V227H156V226H153V225H152ZM167 227H168V226H167ZM175 227H176V226H175ZM199 227H201V226L199 225ZM220 227H221V226H220ZM249 227H250V226H249ZM6 228H7V227H6ZM9 228H10V227H8V229H9ZM16 228H17V227H16ZM16 228H15V229H16ZM21 228H22V227H21ZM38 228H39V227H38ZM41 228H42V227H41ZM43 228H44V227H43ZM43 228H42V229H43ZM46 228H47V227H46ZM61 228H63V227H61ZM78 228H79V227H78ZM114 228H115V227H114ZM122 228H123V227H122ZM126 228L129 229L128 227H126ZM132 228H133V227H132ZM160 228H161V227H160ZM160 228H159V229H160ZM169 228H170V227H169ZM171 228H172V227H171ZM191 228H192V227H191ZM205 228H207V227L205 226ZM222 228H223V227H222ZM29 229H30V228H29ZM29 229H28V228L25 229V227H24V229L22 228V230H23V231L25 230V232H26V230H29ZM64 229H66V228H64ZM64 229H63V231H64ZM67 229H68V228H67ZM73 229H75V228H73ZM82 229H83V228H82ZM84 229H85V227H84ZM99 229H100V228H99ZM107 229H108V228H107ZM117 229H118V228H117ZM138 229H140V228H138ZM151 229H152V228H151ZM151 229H150V230H151ZM159 229H156L157 232H158ZM172 229H174V227H173ZM180 229H183V231H184V228H183V227H181ZM187 229H188V227H187ZM189 229H190V228H189ZM198 229H199V228H198ZM198 229H197V230H198ZM201 229H202V228H201ZM201 229H199V230H201ZM207 229L209 230V228H207ZM228 229H229V227H228ZM230 229H231V227H230ZM230 229H229V230H230ZM257 229H258V228H257ZM260 229H262V228H260ZM0 230H1V229H0ZM5 230H6V229H5ZM34 230H35V228H34ZM38 230H39V229H38ZM53 230H54V229H53ZM75 230L77 231V228H76ZM95 230H96V228H95ZM119 230H120V229H119ZM141 230H142V229H141ZM154 230H155V229H154ZM163 230H164V228H163ZM208 230H207V231H208ZM215 230H216V229H215ZM222 230H223V229H222ZM2 231H3V230H1V232H2ZM15 231H17V230H15ZM18 231H19V229H18ZM20 231H21V230H20ZM44 231H45V230H44ZM44 231H43V232H44ZM46 231H47V230H46ZM50 231H51V230H50ZM60 231H61V229L59 230V232H60ZM68 231H69V230H68ZM86 231H89V229L87 228ZM90 231H91V230H90ZM121 231H122V229H121ZM121 231H120V232H121ZM129 231L132 232V230H129ZM160 231H162V230H160ZM160 231H159V232H160ZM183 231H182V232H183ZM202 231H203V230H202ZM209 231H210V230H209ZM213 231H214V230H213ZM225 231H226V230H225ZM257 231H259V230H257ZM4 232H5V231H4ZM10 232H12V230H11ZM27 232H28V231H27ZM54 232H55V231H54ZM54 232L52 231V233H54ZM66 232H67V230H66ZM84 232H85V231H83V234H84ZM104 232H106V231H104ZM104 232H103V233H104ZM111 232H112V230H111ZM117 232H118V231H117ZM122 232H123V231H122ZM131 232H128V233L130 234ZM137 232H138V231H137ZM145 232H147V230H146ZM152 232H154V231H152ZM157 232H156V233H157ZM166 232H167V231H166ZM170 232L172 233V231H170ZM178 232H180V230H179ZM187 232H188V231H187ZM195 232H196V231H195ZM222 232H224V231H222ZM222 232H221V233H222ZM18 233H19V232H18ZM28 233H29V232H28ZM32 233H33V232H32ZM92 233H93V232H92ZM94 233H95V232H94ZM96 233H97V232H96ZM96 233H95V234H96ZM125 233H127V231H126ZM134 233L136 234V231H134ZM134 233H133V234H134ZM138 233H139V232H138ZM148 233H150V232H148ZM164 233H165V232H164ZM183 233H184V232H183ZM199 233H200V231H199ZM226 233H227V232H226ZM13 234H16V232H15V233L13 232ZM39 234H40V233H39ZM77 234H78V233H77ZM77 234H76V235H77ZM111 234L113 235V233H111ZM117 234H118V233H117ZM119 234H121V233H119ZM122 234H124V233H122ZM129 234H128V235H129ZM135 234H134V235H135ZM142 234H143V233H142ZM150 234H152V233H150ZM150 234H149V235H150ZM160 234H162V232H160ZM222 234H223V233H222ZM222 234H221V236H222ZM232 234H233V233H232ZM1 235H3V234H1ZM7 235H8V234L6 233V236H5V233H4V237H8ZM16 235H17V234H16ZM20 235H21V234H20ZM24 235H25V234H24ZM43 235H44V234H43ZM47 235H48V233H47ZM60 235H61V234H60ZM60 235H59V237H60ZM68 235H69V233H68ZM71 235H72V234H71ZM76 235H75V236H76ZM143 235H144V234H143ZM143 235H140V234H139V236H143ZM149 235H148V236H149ZM157 235H158V234H157ZM192 235H193V234H192ZM201 235H202V234H201ZM201 235L198 234V237L196 236L195 239H196V238H199V236H201ZM217 235H218V234H217ZM217 235H215L214 237H216ZM224 235H225V234H224ZM13 236H14V235H13ZM41 236H42V235H40L39 237H41ZM44 236H46V235H44ZM49 236L51 237V235H49ZM119 236H120V235H119ZM145 236H146V235H145ZM159 236H160V235H159ZM162 236H163V235H162ZM177 236H178V235H177ZM193 236H194V235H193ZM202 236H203V235H202ZM202 236H201V237H202ZM204 236H205V235H204ZM204 236H203V238L205 239ZM228 236H229V235H228ZM23 237H24V236H23ZM23 237H22V238H23ZM27 237H28V236H27ZM71 237H73V236H71ZM82 237H83V236H82ZM82 237H81V239H82ZM87 237H88V236H87ZM94 237H95V236H94ZM96 237H98V236L96 235ZM102 237H103V236H102ZM107 237H108V236H107ZM112 237H113V239L115 240V238H114V237H115V233H114V235H113ZM143 237H144V236H143ZM153 237H154V236H153ZM155 237H156V236H155ZM155 237H154V238H155ZM229 237H230V236H229ZM229 237H228V238H229ZM0 238H1V237H0ZM11 238H12V235H11ZM17 238H18V235H17ZM25 238H26V237H25ZM30 238H32V237L30 236ZM48 238H49V237H48ZM48 238H47V240H48V243H49V239H50V238H49V239H48ZM69 238H70V237H69ZM74 238H75V237H74ZM84 238H85V237H84ZM105 238H106V237H105ZM105 238H104V239H105ZM119 238H120V237H119ZM150 238H151V237H150ZM150 238H149V239H150ZM156 238H158V237H156ZM167 238H168V237H166V239H167ZM176 238H177V237H176ZM189 238H190V237H189ZM220 238H221V237H220ZM233 238H234V237H233ZM6 239H10V238H6ZM14 239H15V238H14ZM32 239H33V238H32ZM38 239H39V238H38ZM53 239H55V238H53ZM58 239H59V238H58ZM60 239H61V237H60ZM66 239H67V238H66ZM79 239H80V238H79ZM99 239H101V238H99ZM110 239H111V238H110ZM128 239H129V238H128ZM143 239H145V238H143ZM186 239H187V238H186ZM193 239H194V238H193ZM195 239H194V240H195ZM224 239H225V238H224ZM18 240H19V238H18ZM21 240H22V239H21ZM25 240H26V242H27V238H26ZM33 240H34V239H33ZM36 240H37V239H36ZM44 240H45V239H44ZM50 240H51V239H50ZM56 240H57V238H56ZM67 240H68V239H67ZM72 240H73V239H72ZM74 240L76 241L77 239H74ZM74 240H73V241H74ZM90 240H92V239H90ZM90 240H89V241H90ZM94 240H95V239H94ZM96 240H97V239H96ZM117 240H118V239H117ZM122 240H123V239H122ZM146 240H148V238H147ZM150 240H151V239H150ZM187 240H189V239H187ZM197 240H198V239H197ZM211 240H212V239H211ZM218 240H219V238H218ZM222 240H223V239H222ZM225 240H226V239H225ZM9 241H11V240H9ZM9 241H8V242H9ZM29 241H32V240H29ZM37 241H38V240H37ZM51 241H52V240H51ZM53 241H54V240H53ZM57 241H59V240H57ZM65 241H66V240L64 239V242H65ZM69 241H70V239H69ZM79 241L81 242V240H79ZM107 241H111V240H107ZM115 241H116V240H115ZM139 241H140V240H139ZM141 241H142V240H141ZM148 241H149V240H148ZM155 241H156V240H155ZM215 241H216V240H214L213 243H215ZM220 241H221V240H220ZM227 241H228V240H227ZM233 241H234V240H233ZM15 242H16V241H15ZM32 242H35V240L32 241ZM59 242H60V241H59ZM99 242H100V241H99ZM119 242H120V241H119ZM132 242H133V240H132ZM136 242H137V241H136ZM143 242H144V241H143ZM153 242H154V241H153ZM153 242H152V243H153ZM192 242H193V241L191 240V243H192ZM195 242H196V241H195ZM202 242H203V241H201V243H202ZM230 242H231V241H230ZM1 243H2V242H1ZM13 243H14V242H13ZM42 243H43V242H42ZM67 243H69V242H67ZM75 243H76V242H75ZM89 243H90V242H89ZM103 243H104V242H103ZM103 243H102V244H103ZM113 243H114V241H113ZM129 243H130V242H129ZM149 243H150V242H149ZM158 243H159V242H158ZM180 243H181V241H180ZM188 243H189V241H188ZM198 243H200V242H197V244H198ZM213 243H212V245H213ZM222 243H223V242H222ZM11 244H12V243H11ZM15 244H16V243H15ZM15 244H14V246H15ZM26 244H28V243H26ZM33 244H34V243H33ZM46 244H47V243H46ZM57 244H58V242H57ZM59 244H60V243H59ZM87 244H88V243H87ZM114 244H117V243H114ZM118 244H119V243H118ZM125 244H126V243H125ZM137 244H139V243H136V245H137ZM145 244H147V243H145ZM203 244H204V242H203ZM207 244H208V242H207ZM215 244H217V243H215ZM29 245H30V244H29ZM34 245H36V244H34ZM37 245H40V243H39V244L37 243ZM64 245H65V243H64ZM64 245H63V246H64ZM66 245H67V244H66ZM69 245H70V244H69ZM119 245H120V244H119ZM127 245H130V244H127ZM140 245H141V244H140ZM155 245H156V244H155ZM160 245H161V244H160ZM178 245H179V244H178ZM219 245H220V244H219ZM231 245H232V244H231ZM250 245H251V244H250ZM1 246H3V245H1ZM1 246H0V248H1ZM43 246H44V244H43ZM43 246L40 245L41 249H42ZM57 246H58V245H57ZM67 246H68V245H67ZM75 246H77V245H75ZM92 246H93V245H92ZM107 246H108V245H107ZM110 246H111V244H110ZM114 246H115V245H114ZM120 246H122V245H120ZM144 246H145V245H144ZM166 246H167V244H166ZM171 246H172V245H171ZM193 246H194V245H193ZM203 246H204V245H203ZM5 247H6V246H5ZM25 247H26V246H25ZM27 247H28V246H27ZM37 247H38V246H37ZM37 247H35V248H37ZM47 247H48V246H47ZM47 247L45 246V247H43V248H47ZM52 247L54 248V246H52ZM52 247H51V248H52ZM105 247H106V246H105ZM140 247H141V246H140ZM149 247H150V246H149ZM151 247H152V246H151ZM151 247H150V249H151ZM158 247H159V246H158ZM169 247H170V246H169ZM211 247H212V246H211ZM236 247H237V246H236ZM263 247H264V246H263ZM3 248H4V247H3ZM3 248H2V249H3ZM11 248H12V246H11ZM29 248H30V246H29ZM29 248H28V249H29ZM38 248H39V247H38ZM58 248L60 249L59 246H58ZM63 248H64V247H63ZM66 248H67V247H66ZM93 248H94V247H93ZM106 248H107V247H106ZM113 248H114V247H113ZM113 248H112V250H113ZM125 248H127V247L125 246ZM152 248H153V247H152ZM167 248H168V246H167ZM172 248H173V247H172ZM198 248H199V247H198ZM204 248H205V247H204ZM215 248H216V247H215ZM6 249H7V248H6ZM41 249H40V250H41ZM49 249H50V248H49ZM118 249H119V248H118ZM134 249H136V247H135ZM162 249H163V248H162ZM162 249H161V250H162ZM207 249H208V245H207ZM211 249H213V248H211ZM253 249H255V248H252V250H253ZM16 250H17V249H16ZM35 250H36V249H35ZM46 250H47V249H46ZM46 250H45V251H46ZM61 250H62V249H61ZM64 250H65V249H64ZM97 250H98V247H97ZM99 250H100V249H99ZM115 250H116V247H115ZM153 250H154V248H153ZM200 250H202V248L199 249V251H200ZM203 250H204V249H203ZM213 250H214V249H213ZM221 250H222V247H221ZM7 251H8V250H7ZM28 251H29V250H28ZM55 251L57 252L58 250L55 249ZM102 251H104V250L102 249ZM102 251H101V253H103ZM120 251H121V249H120ZM157 251H158V250H157ZM164 251H165V249H164ZM166 251H167V249H166ZM214 251H215V250H214ZM216 251H217V250H216ZM20 252L23 254L22 251H20ZM20 252H19L17 255H20V256H21ZM30 252H31V251H30ZM39 252H41V251H39ZM77 252H78V251H77ZM97 252H98V251H97ZM106 252H107V251H106ZM111 252H112V251H111ZM111 252H110V253H111ZM118 252H119V251H118ZM118 252H116V253H118ZM125 252H126V251H125ZM139 252H140V251H139ZM141 252H142V251H141ZM153 252H154V251H153ZM176 252H177V251H176ZM207 252H208V251H207ZM0 253H1V252H0ZM15 253H16V251H15ZM25 253H26V255H27V252H25ZM28 253H29V252H28ZM34 253H35V251H34ZM52 253H53V252H52ZM52 253H51V254H52ZM60 253H61V252H60ZM72 253H73V252H72ZM99 253H100V252H99ZM157 253H158V252H157ZM170 253H171V252H170ZM178 253H179V252H178ZM201 253H202V252H200V254H201ZM204 253H205V252H204ZM204 253H203V255H204ZM211 253H213V252H211ZM215 253H216V252H215ZM54 254H56V253L54 252ZM54 254H52V257H55ZM85 254H86V253H85ZM87 254H89V253H87ZM90 254H91V253H90ZM95 254H96V252H95ZM95 254H94V255H95ZM97 254H98V253H97ZM108 254H109V253H108ZM113 254H114V253H113ZM118 254H119V253H118ZM160 254H161V252H160ZM160 254H159V255H160ZM168 254H169V253H168ZM172 254H173V253H172ZM198 254H199V253H198ZM208 254H209V253H208ZM12 255H13V257L15 256V254H13V253H12ZM12 255H11V256H12ZM34 255L36 256V254H34ZM34 255H33V256H34ZM38 255H40V254H38ZM57 255H58V254H57ZM66 255H67V254H66ZM98 255H99V254H98ZM102 255H103V254H102ZM173 255H174V254H173ZM177 255H178V254H177ZM193 255H194V252H193ZM201 255H202V254H201ZM205 255H206V253H205ZM209 255H210V254H209ZM255 255H257V254H255ZM63 256H64V255H63ZM91 256H92V255H91ZM95 256H96V255H95ZM100 256H101V255H100ZM114 256H116V255H114ZM142 256H143V255H142ZM150 256H154V255H150ZM150 256H148V257H150ZM161 256H162V255H161ZM243 256H244V255H243ZM16 257L18 258V256H16ZM16 257H15V258H16ZM50 257H51V256H50ZM52 257H51V258H52ZM57 257H58V256H57ZM98 257H99V256H98ZM105 257H106V256H105ZM107 257H108V256H107ZM107 257H106V259H107ZM175 257L177 258V256H175ZM200 257H201V256H200ZM215 257H216V256H215ZM240 257H242V256H240ZM240 257H239V258H240ZM11 258H12V257H11ZM22 258H23V257H22ZM22 258H21V259H22ZM59 258H61V257H59ZM66 258H67V257H66ZM72 258H73V257H72ZM117 258H118V257H117ZM153 258H154V257H153ZM168 258H169V257H168ZM172 258H174V257H172ZM172 258H171V259H172ZM184 258H185V256H184ZM221 258H222V257H221ZM257 258H258V257H257ZM260 258H261V257H259V259H260ZM19 259H20V258H19ZM35 259H36V258H35ZM46 259H47V258H46ZM53 259H54V258H53ZM70 259H71V258H70ZM74 259H75V258H74ZM100 259H101V258H100ZM144 259H145V258H144ZM146 259H147V258H146ZM162 259H163V256H162ZM177 259H178V258H177ZM197 259H198V258H197ZM199 259H201V258H199ZM248 259H249V258H248ZM248 259H247V260H248ZM252 259H253V258H252ZM4 260H5V259H4ZM24 260H25V259H24ZM56 260H57V258H55V261H56ZM66 260H67V259H66ZM95 260H96V259H95ZM101 260H102V259H101ZM103 260H104V259H103ZM103 260H102V261H103ZM155 260H156V259H155ZM163 260H165V259H163ZM174 260H176V259H174ZM180 260H182V257H181ZM207 260H208V259H207ZM225 260H226V259H225ZM247 260H245V261H247ZM257 260H258V259H256V261H257ZM13 261H14V259H13ZM26 261H27V260H26ZM31 261H32V260H31ZM45 261H46V260H45ZM57 261H58V260H57ZM59 261H60V259H59ZM96 261L98 262V259H97ZM118 261H119V260H118ZM251 261H253V260H251ZM2 262H3V261H2ZM16 262H17V261H16ZM32 262H33V261H32ZM91 262H92V261H91ZM94 262H95V261H94ZM104 262H105V261H104ZM128 262H129V260H128ZM140 262H141V261H140ZM154 262H155V261H154ZM161 262H162V260H161ZM173 262H174V261H173ZM192 262H193V261H192ZM195 262H196V261H195ZM248 262H249V260H248ZM8 263H9V262H8ZM21 263H22V262H21ZM27 263H28V262H27ZM29 263H30V261H29ZM34 263H35V262H34ZM37 263H38V262H37ZM55 263H56V262H55ZM57 263H58V262H57ZM59 263H61V261H60ZM89 263H90V262H89ZM89 263H88V264H89ZM149 263H150V262H149ZM149 263H148V264H149ZM152 263H153V262H152ZM158 263H160V262L158 261ZM176 263H177V262H176ZM176 263H175V264H176ZM196 263H197V262H196ZM222 263H223V262H222ZM242 263H243V262H242ZM242 263H241V264H242ZM244 263H245V262H244ZM253 263H254V262H253ZM262 263H263V262H262ZM10 264H11V263H10ZM19 264H20V263H19ZM24 264H25V263H24ZM31 264H32V263H31ZM38 264H39V263H38ZM99 264H102L101 261H100ZM104 264H106V263H104ZM119 264H120V263H119ZM150 264H151V263H150ZM156 264H157V263H156ZM173 264H174V263H173ZM184 264H186V263L184 262ZM237 264H238V263H237ZM246 264H247V263H246ZM258 264H259V262H258Z\"/></svg>","mask_w":264,"mask_h":264}]
</instances>
